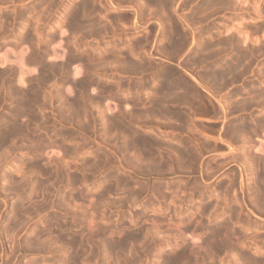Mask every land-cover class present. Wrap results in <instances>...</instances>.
Returning a JSON list of instances; mask_svg holds the SVG:
<instances>
[{
	"label": "rangeland",
	"instance_id": "obj_1",
	"mask_svg": "<svg viewBox=\"0 0 264 264\" xmlns=\"http://www.w3.org/2000/svg\"><path fill=\"white\" fill-rule=\"evenodd\" d=\"M46 1L47 0H23V1L16 0V2H15L14 0L13 1L12 0H10V1L9 0H0V118H1L0 119L1 120L0 123L3 122L6 118H8L10 116L11 112L13 111L14 107L18 105V101L20 100L19 99V97H20L19 94L21 92H24V90H25V92L26 91L30 92L31 90L33 91L34 87L37 86L36 89H38L40 91V92L38 91V93H40L38 98H40V95H41V99H38L37 102H36L37 104L35 106H37V107L33 106L34 110H32V112L35 111L34 113L37 116L36 117L37 119L35 118V120L32 121L33 124H31L32 122L27 121L28 119L24 118V117L29 118L28 116H24L23 115V117L21 116L22 119L20 120L22 125L23 124L26 125L28 123L33 125L32 130H34V131H31L30 128L32 126L30 124H28V126L27 125L26 126L30 127V128L26 127V130L29 129V131H30L29 134H28L29 131L28 132L25 131V132H27V133L24 132L25 136H23V135H21L20 137L18 136L19 139L23 136L20 140H17L18 139L17 137L14 138V139H10V140L6 141L2 145V147H0V177H1L0 178V192L4 191L3 194L4 195L7 194V197H6V201L7 202L4 203L5 205L2 203L1 207H0V209H1V212H0V218H1L0 219V229L2 228L0 230V233L2 232L1 233V235L3 234L2 237L5 240H9L10 237H11V233L14 232L13 229H12L13 231H10L11 228H12V221L14 220V221L18 222L19 219L17 220V219H14L12 217L13 212H14L13 209H18V207H19L18 210L21 213H23V214H21L22 217H20L21 215H19L18 218H20V221L22 219V222L25 219L24 221H26V222H23V223L20 222V224H22L24 226L23 227H21V225H18V226H20L19 228H22L23 230L19 229L18 227H16V229L18 228L16 231L22 230V232L20 231V234L18 232V234H19L18 237L21 238L20 236H22V238H23V239L21 238L22 241H24V243H27V244L29 243V241H31V240H28V239H30V237H32V236L34 237V235L37 233L36 231H38V229H40V228H41L40 230L49 228L48 230H43V231H46V232L48 231L47 233L44 232V234L46 233V235H45V238H47V239H45V242H46L48 240V238H51V237H48V236H53L54 237L57 234L56 230L58 228L56 226H58V225H62V226L63 225L68 226L69 225V227H71L72 233L74 232L75 234H78V235H80L79 233H80L81 230L79 228L81 227V229H82L81 233H83V231H85L87 233V235L85 233L81 234L82 236H88V235H91L92 237L96 236V237H94L95 239L92 238V241H90V243L89 242L83 243L84 245L88 244L87 247L89 246V244L93 246V244H95L96 242H97L96 244H99L98 245V247H99L100 246V243H99L100 241H102L101 244L104 246L105 242L112 241L114 239L116 240L118 235H120V234L123 235L125 232L126 233L127 232H131V231H134L135 229L138 230V232H140V231L144 232L143 233L144 235H142V233H140L141 234L140 238L142 239L143 236H144V238L146 240L144 238L142 239L143 241H139L138 240L143 245L141 246V244H139V242H137L136 246H133V247H136V248H133V247L130 248V246H132V245H129L128 247L132 251L131 250H127L128 247H126L125 253H123L124 252L123 250H122V252L116 250L115 252L113 251L112 253H111V251H107L109 255H108V258H105V254L103 252L105 251V253H106V250L101 245L103 247V248L101 246L99 247L101 250L99 248H98V250H96V249L94 250V252L97 251V252H100V254L96 252V254H95L96 256H94L95 259H91V257H90L92 262L90 260H88L89 258L84 257V258L87 259V261H88V263H87V261H85L84 258L82 257V260H81V262H79V264H94L95 262H96L95 264H105L107 261L109 262V263L107 262L108 264H129L131 262H132L131 264H138V262L141 263V260H142L141 258H143L142 264H155V263L156 264H164L165 254H166V252L167 253L169 252L168 250H170V247L167 246L166 244H164L165 246L162 245L163 243L159 242L161 240H157V239L162 237L161 234H164L163 236H167L168 235L169 237H171L170 235L174 234V236H172V237H174L175 239L172 240V244H171L172 246H176L175 248L178 247V249H181L180 247H182V248L186 247L185 249L195 251V254L201 256V257L196 256L192 251H188L187 253H189V254H190V252L192 253V254H190L191 256L189 255L191 258H192V256L193 257L196 256V257H194L196 259V261H195L196 263L193 262L192 259H190V264H207V263L208 264H220V263L221 264H227V263L228 264H231V263L232 264L233 263L236 264V262H237V264H240V263L241 264H245V263L246 264H259V263L260 264H264V252L262 251L264 249V234H263L264 233V219H263L264 216H262V214L264 213V209H263V211L260 209L262 211V213L261 212L259 213L258 210H257L258 209V203H257L258 201L256 200V202H255V198H257V195H255V193L257 194V192L255 190L256 188H254V187H258L256 185H258V182H259V180H256V179H259L258 173L255 174L256 172L259 171V167L256 168L257 166L255 164L252 166V168L255 166L252 169V171L250 170L249 165L247 163H244V162H240V164L236 163L234 165H231V164L227 165L228 168H227V166H225L224 168H221L220 171L217 172V174L215 176L210 178L211 180L210 179L207 180L208 182L211 183V186L208 187V188H207V186L205 184L200 183V181L196 182L194 180L196 182L195 183L193 180H191V179H194L195 176L196 177L198 176V173L196 172L195 169H193L194 168L193 166H191L192 170L189 169V168L187 169L188 171H190L189 172L190 174L185 169L182 172L183 174L180 175V176L170 175L169 173L167 174V176L165 178H159V177L158 178H154L152 175L141 176V178H144V177L147 178L148 177V181L150 180L151 183H152V185H151L150 182H148V186L151 185L152 187L149 186V188L150 189L153 188V190L152 189L148 190L149 188H147V185H146V187L144 186L145 188H143L142 191L143 192L145 191V192L143 194H142V192H140L142 194V196L138 197V199L140 201L138 200V202H137L138 204L135 207L129 206V203L126 202L127 201L126 199L128 198L129 193H131L133 189H134L133 192H136L139 189L138 186H137L138 184L136 183L137 176L136 177H134V176L132 177V175L130 174V173H132V171H131L132 169H128L130 167H128V163L126 164V162H125V161H127V158H128V157L126 158L125 155L131 154V151H127V152H130V153H127L126 151L122 150V148H121L122 145L119 144V143H122L123 140L126 139V137L124 135H120L122 133L119 131L120 132V134H119L118 130L117 131L115 130V132H112L113 135L121 136V138H120L121 140H119L120 141L119 142L118 141L119 137L117 138V136H115L116 138H114V136L112 135V133L110 131V130L114 129L113 126L110 127V130H108V128H109V126H111L110 125V123H111L110 120L113 117H115V116L112 115V113L113 114L116 113V117H118L120 111L123 112L124 116H125V114H127V113H124L125 109H126V111L128 110L129 112L130 111L131 112H135L137 110L139 111V110L143 109L142 110L143 115L141 114V116L144 117V115H145V117H147L148 120H147V118H146V120H145V118L141 119L142 117L139 120H137V122L141 124L142 128L138 127L139 124L137 125V122L134 123V125L139 128V129H137L139 131V133L142 132L140 129H145L146 128L150 132H146V133H148V134H146L143 131L142 134L150 135V136H153V137L157 135L160 140L163 139L162 141H165V140L167 141V139H168V138L164 137L165 134H168V136H171V132H167V130H169V128L167 129V127L164 126L165 125L164 123H163L164 124L163 125L162 122H160L158 120L156 121V119H153L154 121H151L152 119L149 121V117L146 115L145 112H143V111H146L145 108H147V105H148V98H147V94L146 93L149 91V87H150L149 83H151L150 79H149L151 77V75H152V72H151V70L149 68L150 65H151V67L153 65V67L156 66L155 68L161 67V68H165V69L167 67L174 68L176 66L174 69L180 70L178 72L182 76L184 75L183 71L181 69H179L180 67L178 66V64L181 67H183L182 63H184L183 61L186 60V57H184L185 55L181 52V55L183 54L184 56L183 55L182 56L179 55L180 54L179 53L178 55L177 54L175 55L176 56V58H175L174 55L172 57V55L168 54V52L167 53L161 52V51H164V50L161 49L162 48L161 44L163 45V43L159 39L161 37L160 36L161 35V33H160L161 31L160 30H161L162 27H165L164 26V21H165L166 13L160 12V14H159V12H154V11L150 12L151 10H147V8L144 10V7H142V6L140 7L141 3H139L140 4L139 5L140 8L138 7V4L135 5L136 1L135 2L132 1L133 2L132 4H131V2L129 3V1H122V2L118 1L119 4L122 3L120 6H122V5L123 6H127V5L130 4V6L133 5L132 6L133 8H124V9L122 8V9H118V10H113V9H109L108 3L106 2V0H101V1L100 0H94V2L96 1L93 4L94 5L93 6L94 9L92 8L94 13L93 12H91V13L87 12L88 16L91 14L90 15L91 17L90 16L88 17V18L92 19V21L90 20V25L92 24L90 26L91 28H89V25L87 26L88 28L87 27L82 28L83 30H80V31H79L80 28H78V30H76V33L73 34L74 31L70 30L67 27L68 26L67 25L68 24V22H67L68 19L67 18L69 16L70 12L68 13L67 11H65L66 10L65 8H67L69 6V4L71 3L72 0H60V2H58L59 0H51L52 3L50 2V0H48L49 3H45ZM112 1L115 2V0H112ZM174 1H173V3L169 4V5L173 4L172 6L175 5L173 8H170L172 13L170 12V9L168 8V10H167L168 13H167V17L166 18H170L169 16H171V18L177 19L179 22H181L182 20H180V19L186 18L189 14L192 16V14L194 12L196 13V11H197V13H198V15H197V13L196 14L194 13V15H196V17H195L196 19L190 20V21H193L191 23L189 22L190 26H185L184 25L185 31L189 30L190 27H192V26H194V27H192L193 29L196 27V29H194L195 31H199L200 30L199 28H201V30L204 29V31H205V30L208 29V27H210V30L213 29L212 30L213 34H216L217 31H220L221 42H225L223 37L227 36L228 33H230V32H232L233 34L236 33L234 30L236 29V31H237V28L241 29L240 31H243V32H241L242 34H240V36L241 35H243L244 37L246 35L248 36V37L247 36L245 37L246 41H244V42H241L243 40L241 37L239 39V36L238 37L236 36V38H238V42L241 40L239 43H241V44L244 43V45L240 44L242 47L246 46V47H244V49L248 48L250 50V48H252L251 50H253L254 52L256 51L255 52L256 55L254 54V56H253L254 52H252L251 50L249 51L248 49H246V51H248L249 54H248V52H246L245 58L242 59V60L245 61L244 63L240 62L242 60L237 62L236 59H235V56L231 60V61L235 60L233 62V64L236 63V62L237 63L240 62L239 65H244L245 63L246 64L248 63L250 67L247 64V65H245V69H244L243 66L241 67V69L238 68V69H240V73L242 71V68L244 70H247V71H244L247 74H245L242 71L243 73H241V74L243 76L241 74H239L238 76H240V75L241 76L240 77L237 76L234 79L235 82H233L232 84L230 82L229 83L230 85L228 84L229 88L227 87V85H226V87L225 86L221 87L223 90L220 88V91L218 89L217 93L221 92L222 95H225L227 93V91H229L230 89L232 90L233 87H234L233 89H235V86H236V88L237 87L240 88V86L245 85L246 88L248 86V88H247L248 90L245 89V92L247 94L245 92H243L241 97H238V96L233 97V102H234L235 99H236V102L237 101L240 102V101L244 100V98L247 97L245 100L249 103V101L247 99H250V97H251L250 100H252L253 97L256 96V95L254 96L252 94L253 93L255 94V92L258 93L259 90L257 88H258V85H259L258 84L259 80H261V78L264 79L263 78L264 77V73L261 71L262 68L264 67V54H261V53H264V49H260V47H262V45H260V44L262 43V41H264V37L262 36L264 34V32H263L264 31V18H263L264 17V11H263L264 10V0H256L255 2H253L254 0H237L238 2H236V0L235 1H233V0H228V1L227 0L226 1L223 0V2H222V0H217L215 3L213 2V0H210L208 3L205 4V6L203 8L199 7L200 4H201L199 1L202 2V0H174ZM181 1H184V3L182 4ZM197 2L200 3V4L198 5ZM203 2H207V0H205V1L203 0ZM212 2L215 5L214 7H213V4H211ZM224 2L225 3L227 2V3L225 4ZM234 2H236V3L234 4ZM50 4H52L54 6H52ZM177 4L178 5L180 4L179 7L177 6ZM233 4L236 5V6H234ZM206 5H212V6H206ZM226 5H228V6H226ZM176 6H177V8H176ZM180 6L182 7V9H180L181 8ZM244 6H246V8ZM42 7L43 8L46 7V9L45 8L42 9ZM96 7H98L97 9H99V10H97ZM228 7H230V8H228ZM138 8L140 10H142V11H137L138 14L141 17H138V15H137L136 19L137 18L138 19H137V22H136L135 21L136 19H134V12H135L134 9L137 10ZM216 8H218V9H216ZM176 9L178 11H176ZM201 9L206 10L207 14H206V12L204 10H202V12H201ZM212 9H213V12H212ZM236 10H239V11H236ZM191 11L192 12L194 11V12L192 13ZM208 11H210V13ZM214 11H215V13L218 16L216 14L214 15ZM141 12H143V13H141ZM204 12H205V14H203ZM124 13L127 14V15L130 14L129 16H131V18L128 16L130 19L129 18H125L126 19V21H125L123 19V17H124L123 15H125ZM201 13H202V15H206V18H205V16L203 18ZM96 14H97V16H96ZM163 14H165V15L163 16ZM170 14H172V15H170ZM173 14H175L177 17L175 18V15L173 17ZM199 14H200L201 17L199 16ZM209 14H211V15H209ZM151 15L154 16V17H152ZM190 15L187 18H189ZM210 16L211 17L215 16V17L211 18ZM156 17L159 18V21L157 20L158 18L155 19ZM115 18H116V21H115ZM147 19H148V21H147ZM128 20H130L131 22L130 21L128 22ZM197 20L199 21L200 24L197 23L198 22ZM203 20H204V22H203ZM161 21H163V24L159 25V23H161ZM206 21H207V23H206ZM95 23H98V25H96ZM124 23H125V25H124ZM242 23H243V26H242ZM93 24L96 25V26L93 27ZM103 24L104 25L106 24V25L103 26ZM133 24H135L136 27ZM193 24H195L196 26L193 25ZM235 24H237V27L236 28L232 27V26H235ZM238 24L240 25V27L241 26L242 27L240 28ZM130 25H132V26H130ZM133 26H134V28H133ZM137 26H138V28H137ZM245 26H246V28H245ZM258 26H262L263 28L262 27H258ZM102 27H105L106 29L105 28L103 29ZM185 27H187V28H185ZM97 28H98L99 31L96 30ZM220 28H222V29H220ZM247 28H249L250 30L247 29ZM252 28H254V30ZM260 28H262L263 30L262 29L260 30ZM88 29H92V30L94 29V31H96V32H94L92 30H90V32H89ZM228 29L230 30L229 32H228ZM105 30H107V31L109 30L110 32L108 31V33H107ZM113 30H115L117 33L115 31L113 32ZM246 30H248V33H246L247 32ZM255 30H256V32H255ZM81 31L82 32L85 31V33L83 32L84 33L83 34V33H81ZM86 31L89 32L90 34L87 33ZM104 31L106 32V34H105ZM111 31L113 32V34H112ZM223 31L226 32L227 35ZM260 31H262L263 33L260 32ZM37 32H38V34H37ZM207 32H204V36H206ZM244 33H246V34L244 35ZM236 34L239 35L238 32ZM236 34H234V35H236ZM146 35H147V37H146ZM218 35H219V33L215 37L220 38L219 37L220 35L219 36ZM258 35H259V37H258ZM19 36H20V38H19ZM28 36H29V39H28ZM158 36H159V38H157ZM251 36H253V38ZM254 37H255L256 40L254 39ZM261 37H262L263 40L261 39ZM30 38H32V40ZM258 39L261 40V43H260V40L258 41ZM144 40H146L150 45ZM247 40L249 42H247ZM113 41L116 42V43L112 44ZM138 41H140L141 43L138 42ZM153 41H155V42H153ZM218 42H220V39L218 40ZM250 42H251V44L253 42V44H255V46H256V44L259 45V47L256 46L259 49H257L256 47H253L254 45H251ZM145 43L147 44V46H146ZM239 43H237V44H239ZM245 43H246V45H245ZM155 45L158 46V47H156ZM159 45H160V47H159ZM263 45H264V43H263ZM130 46H133V48L135 49V50H133V52L136 51V53L134 52V55L130 56L129 52H128V55H129L128 56L127 55V50H128V47H130ZM138 46L140 47V49H139ZM111 47H113V48H111ZM149 47H150V49H149ZM103 48H105V49L103 50ZM226 48H227V51H226V53H227L230 48H228L227 46H226ZM254 48H256V50H254ZM263 48H264V46H263ZM34 49H35V51L38 50L37 52H35L36 54L34 55L35 59H37V60H35L34 56H33V53H34L33 50ZM125 49H127V50H125ZM155 50L159 51V52L158 53L154 52ZM261 50H263V52H261ZM100 51H101V53H100ZM111 51H113V52L115 51V53H114L115 57L118 56V58H119V59L115 58V59H113V61L117 62V60H119L118 61L119 63L117 62V64H116L115 62H110L109 59H112L114 57L113 53L110 54ZM147 51L151 52L154 56H148L149 53ZM22 52H23V57L24 58L27 57V55H28L27 59L25 58V62H24V60L21 57ZM104 52H105V54L107 53L106 57L103 56ZM116 52H117V56H116ZM124 52H125V55H123ZM139 52L142 53V54H140ZM258 52L259 53L261 52L260 53L261 56H259L260 54L258 55ZM30 53H32L33 57L30 56ZM40 53L42 54V56H41ZM73 53H74V55H76L75 56L76 60L74 58L75 62L71 61V63H70L68 61V63H65L67 61L68 57L71 56V54L73 56ZM121 53H123V54H121ZM108 54H110L112 57L110 55H108ZM161 54H163V55H161ZM45 55H46V57H45ZM107 55L109 57H107ZM141 55L143 56L144 59L143 58H138V57H142ZM166 55H168V56H166ZM82 56L85 57V58L83 59ZM122 56H124L123 57L124 60L126 58H129L130 59V60L128 59L129 61H131V60L133 61V58H134V61H133L134 64H136L138 62L136 65L139 66V64H140L142 66V67L139 66L140 69L142 68V70H144V68H148V70L145 71L146 70L145 69L144 71H141L140 72L141 74L139 75V74H137V72L140 70V69H138L139 68L138 67L137 68L138 70H137L136 73H134V72H131L132 74L130 72L128 73L126 70H124L120 66V62L123 59ZM125 56H126V58H125ZM256 56H259V58L258 57L256 58ZM6 57H7V59H6ZM29 57L31 58V60L29 59ZM43 57H44V59H42ZM101 57H103L104 60H106V61H104L103 58H101ZM167 57H169V58H167ZM246 57H249V58H246ZM79 58L80 59L82 58V60H87L89 62V65L87 63L86 66L82 67V63L83 62L79 61L80 60ZM105 58H107V59H105ZM173 58H174V60H173ZM38 59H40V60L38 61ZM89 59H91L92 61L89 60ZM101 59L103 60L104 63L109 60L107 63L110 62L111 64L109 63L107 65V63H106L105 66H104L103 65L104 63L102 64ZM247 59H250L249 60L250 63L248 62ZM42 60H45V61H42ZM64 60H66V61H64ZM144 60H146L147 62L146 61L144 62ZM176 60L178 61V63H177ZM23 62H24V64H21ZM38 62H42V63L39 64ZM44 62H46V63H44ZM91 62L95 63V64H97L98 62H101V64L99 63L100 66L97 64L98 66L96 65V67H97L96 68L95 64H92ZM140 62H142V64ZM258 62H260L261 64L260 63L258 64ZM69 63H70V65H69ZM150 63H152V64H150ZM176 63H177V65H176ZM90 64H92V65H90ZM114 64L119 65L120 67H117V66L115 67ZM41 65H44L45 68H44V66H41ZM49 65H51L53 69L55 68L54 69L55 71L51 68V66L49 67ZM56 65L59 66V67H56ZM60 65H64L65 69L63 70V72L65 73V71H66V74H64L62 72V69L60 68ZM145 65H147V66H145ZM164 65H166V67ZM169 65H171V66H169ZM239 65H238V67H239ZM87 66H88V68H91L92 70L91 69H85L84 70V68H87ZM58 68H59V70H56ZM116 68H120V70H118ZM121 68H122V70H121ZM42 69H43V71L44 70L45 71L42 72ZM200 69L202 70V68H200ZM60 70H61V72L63 74H60V72H59ZM190 70L191 69H189L190 73L193 70L196 71L195 69H192V71H190ZM56 71H58V73ZM121 71H123V72H121ZM194 71H193L192 74H195ZM41 72H42V76L44 78H42ZM46 72L48 74L49 73L50 74L48 75ZM76 72H77V75L79 77L75 75ZM43 73H45V76H48V77L50 76L49 78H51V79H49L48 77H45ZM67 73H68V75H67ZM126 73H127V75H126ZM252 73H253V75L251 76ZM51 74L53 76H51ZM258 74H260V75H258ZM63 75H65V76H63ZM74 75H75V77H74ZM87 75H90L91 77H87ZM258 76H259V78L261 76L262 77L259 79ZM40 77L42 78V80L43 79L45 80L46 84L44 83V80L42 81L43 82V84H42L43 86L42 85L40 86V83H42V82H40L41 81L40 79L38 80L40 82L39 85H38V82H36L37 79L40 78ZM66 77H68L69 79L66 78ZM80 77L82 79L83 78L84 79H88L89 81H91L90 79H92L91 82L88 81V84L90 83V85H88L89 87L86 86V91L84 89L86 96H85V94L83 92V94H84V95L82 94L83 99L85 101H86V99H87V101H91V98H92V102L94 101L93 98H95V100H97V102H94L95 103L94 106L92 105V102H87V101H86L87 103L85 102L87 106H84L85 105L84 101H83L82 104H80L82 102V100H80L81 102L79 101V105H83L84 109L79 108V106L74 107V106L69 105V103L72 101V98H71L72 93H73V95H75L74 98H76V97L78 99L80 98V97L77 96L78 94L76 92H74V91H76V89H75L76 87L74 86L75 88H73L74 84L71 81L72 79L74 80L76 78L80 79ZM186 77L187 76L184 75V78H186ZM254 77H256V78H254ZM45 78L46 79L48 78L47 79L48 81H46ZM70 78H72V79L70 80ZM140 79L143 80V81L145 80L144 81L145 83L142 81L143 82V86L142 85H137V84L141 83V81L139 83ZM246 80H247V82H246ZM117 81H118L119 84L117 83ZM34 82H36L35 83L36 85L34 84ZM69 82H71L73 85L71 83H69ZM136 82H138V83L135 85L134 83H136ZM115 83H116L117 86L115 85ZM30 84H32V86ZM231 85H232V88H230ZM135 86L136 87L139 86V87L136 88ZM39 87H41V88L43 87V89H41V88L39 89ZM126 87H127V89H126ZM15 88L16 89L19 88V89H22V90L20 91L18 89L16 92H19V94H17L15 92V90H16ZM11 91L14 92V93H12ZM9 93H12V94L10 95ZM51 93H52V95H51ZM221 93H218V95H221ZM15 94H17L18 96H16ZM244 94L246 95V97L243 96ZM133 95L134 96L135 95L138 96V98H139L138 102H135V100H133V99H135V97H133ZM250 95H252V96H250ZM44 96H46V97H44ZM131 96L133 97V99H132ZM237 97H238V99L239 98L241 99L242 97H244V98H242V100H237ZM13 98H14V102L12 101ZM256 98L257 97H255V99H253V100H256ZM258 98H260V97L258 96ZM42 100H43V103H42ZM259 100L257 102H255V101L254 102H250L248 104V106H250L251 103H256V104H251V108L249 107L250 109L247 106L246 109L244 110V113L247 114V115H245L246 118L247 117L252 118V117H254V115L256 116L255 120H253V121L250 120V118H248V120L247 119L246 120L248 121V124L251 123V122L254 125L257 124V126L256 125L255 126L258 129V130H256V128H255V131H253L252 133L249 132L247 134L249 136V138H251L250 142H252V146L250 148H252V149L254 148L253 150L249 148L250 155H253V152L256 151L255 148L258 146L259 140L264 138V137H262L263 134H264L263 133L264 132V124L262 126H259V128H258V123H257L258 122V119H257L258 117L257 116L260 113V111H258V107H257L258 106L257 103L259 102ZM38 101L40 102V106H38V104H39ZM129 106L131 107V109L134 108V111L130 110ZM142 106H145V108H143ZM67 107L68 108L71 107L70 108L71 110L67 109ZM72 107L75 109V111L76 110L79 111V115H78V112L76 114V112L73 111ZM139 107H140V109H139ZM10 108H11L12 111L9 110ZM85 108H86V110L88 109L87 113L90 112L88 115L86 114L89 117L85 116V113L82 112V110L84 111ZM86 110H85V112H86ZM249 110L252 111V112L248 113V112H250ZM131 112L128 113V114H130V115L134 114V113H131ZM25 113H27V112L25 111ZM242 113H240V115H244V113L243 114ZM234 114H239V113L237 112V113H234ZM5 115H8V116H5ZM120 115L122 116V117L120 116V118H122V120L123 119L125 120L127 118V116H128V118L126 119L127 121L125 120V122L129 121L130 115H126V118H124V116L121 113H120ZM76 116L78 117V119H77ZM91 116L93 117L92 119H94V121L93 120H89V119H91ZM109 117H110V120H109ZM197 117H196V121H197L196 123L197 124L199 123L198 124L200 126L199 128L200 129L201 128H205V129H201V130H203L204 132H207V133H212V134L216 133L215 135H217L216 131L218 130V128L222 129L221 126H225L226 125L225 121L221 122V120H217L215 118H210V119H212V120H210V119H206L203 116L200 117L199 115H197ZM199 117H200V119H199ZM87 118H89V119H87ZM106 118H108V119H106ZM36 120H38V121H36ZM86 120H89V123ZM140 120H142V121H140ZM215 120H217L219 122H217ZM256 120H257V122H256ZM83 121H84V123H83ZM148 121H149V123H148ZM227 121L228 120H226V123H227ZM108 122H110V123H108ZM141 122H143V123H141ZM151 122H152V124H150ZM252 123H251V125H249L250 127L252 126L251 128H253V126H254ZM145 124H148V125H145ZM105 125H107V126H105ZM214 125L217 128V130H215V131L212 130V129H215ZM104 126H105V129L108 132L104 131L105 130ZM210 127H212V128H210ZM260 128H262V129H260ZM153 132L156 133V134L153 135L152 134ZM32 133H34V134H32ZM26 136H27V138L28 137L29 138L27 139ZM24 137L26 138V140H30V137L35 138V140L33 138H31L32 140L26 141L25 139H23ZM200 137H201V139L205 138V136H203L201 133H200ZM22 141H23V143H22ZM25 146H26V148H24ZM119 149H121L122 152L119 151ZM224 149L225 148H223V150ZM117 152H118V154H117ZM122 153L124 154L123 158H121L123 156ZM212 154H213V152H211V153L208 152L207 156L211 158L210 155H212ZM117 156H119V157H118V160L116 161V159H114V158H116ZM218 156H215L216 160H212V163H213L212 165H215V163H218L221 160H223V159L219 158L220 156L219 157ZM254 156H256V157H254ZM260 156H261L260 152H257V153L255 152L254 153L253 157H254V159L256 158L255 159L256 162H258ZM34 157H37L39 159L41 165L45 169H51V171H49V170L48 171L51 174L52 178H50L51 177L50 176V177H46L47 178L46 179L44 177V175H40L39 173H36V171L33 170L30 167V162H31L32 158H34ZM131 157L133 158V155ZM131 157L128 158V160L130 159L129 161L132 160ZM119 159H120V161H119ZM122 159H124V160H122ZM112 160H113L114 163L112 162ZM121 160L124 161V163L122 165H120L118 163L115 164L116 162H122ZM217 160H218V162H217ZM242 163H244V164H242ZM116 165L117 166L120 165L118 167H121L123 165L124 166L127 165L126 168H124V171H126V172H124V171L120 172L121 169L118 170ZM25 166L27 168L28 167L29 168L27 169ZM229 168L235 169L236 171L238 169L237 172H240V174H241V176L243 178L242 187L244 188L245 193L240 194V192H238V190H237V185L234 186V189L233 188H231V189L224 188L223 189V187L229 183V181H228V179L230 177L229 176V171L230 170H228ZM144 169H146V168H144ZM127 170H129V172ZM235 170H233V171H235ZM185 171H187V173ZM129 175H131V176L128 178L127 176H129ZM221 176L224 178V180L222 179ZM224 176L227 177V178H225ZM185 178L188 179V180H191V181H188L189 183H186L187 185L183 186L184 183H182L180 181L185 180ZM115 179H117V180L115 181ZM135 179H136V181H135ZM221 179L224 182V184L221 181ZM225 179H227V180H225ZM128 180H130V181H128ZM117 181L122 182V184L118 183L120 185H117ZM134 181H135V183H134ZM175 181H176V184H175ZM192 182L195 183V184H193ZM38 183L39 184L41 183L40 185H42V186H40ZM253 183H256V185L253 184ZM259 183H261V181ZM159 184L161 186H163V187L160 186V189H159V186H157ZM177 184L178 185L181 184L180 186H178L179 189H176V187H177L176 185ZM220 184H221V186H220ZM201 185H202V187H201ZM174 186H176L175 187V191H173L174 190L173 189ZM181 186L183 187V189L184 188L185 189L183 190L181 188ZM193 186L195 188H193ZM252 186H254V187H252ZM259 186L260 187H264V184L261 183V185H259ZM32 187H33V189H32ZM108 187H110L111 190L110 191L107 190V192H106L105 190L109 189ZM196 187H197V189L199 188L198 191H200V192L202 191V194H203L202 197H201L202 200H200V197H198L199 195L196 196L197 193H198ZM170 188H172V191L170 190ZM218 188H219V190L221 189L220 192L218 191ZM31 189H32V191H31ZM135 189H137V190H135ZM161 189L163 191H161ZM248 189H249V191L250 190L251 191L249 192ZM261 189L264 190V188H261ZM128 190H129V192L127 193ZM155 190H158L157 192H159V193H157ZM185 190L188 191L187 193H188L189 196L187 195ZM192 190H194V192L197 191L196 193H194V192L192 193V195L194 194L196 197L194 195L193 196L190 195ZM13 191L14 192L16 191L15 194L13 193ZM151 191H153V192L155 191L158 195L160 194L159 195L160 197H155V196H158V195H153V194H156V193L155 192L153 193ZM224 191L226 192V195H225ZM27 192L28 193L31 192L32 194L30 193V195H28ZM174 192H178V193H176V195H175ZM210 192H211V194H210ZM164 193H166V194H164ZM167 193H171L170 196ZM217 194H218V196H216ZM162 195L163 196L164 195L165 196L168 195V196L164 197L165 198L164 199L163 197H161ZM124 196H126V197H124ZM187 196H188V198H187ZM253 196H255V197H253ZM172 197H173V199L171 200ZM217 197H218V199H217ZM242 197H244L247 200V202L250 201V204L248 205L247 208H251V211H252L253 215H252V213H250L248 211V209L246 207H244L243 205L240 204ZM215 199L217 200V202H216ZM221 199H223V200H221ZM173 200H174V202H173ZM218 200H219V202H218ZM251 201L253 203H251ZM125 202H126V204H125ZM146 202H147L148 205H146ZM150 202H151V204H150ZM208 202L211 203V204L214 202V204H212V206H211V204L208 205ZM139 203H141V205ZM155 203H157V204H155ZM205 203H207L208 207L206 209H203V206L205 205ZM122 204L124 205V207H123ZM256 204H257V206H256ZM155 205H157L156 207H158L159 210H156V211L152 210ZM237 205H239V206H237ZM144 206H146V207L144 208ZM196 206L198 207V209H197ZM209 206H210V208L213 207V209L216 212L213 209L210 210ZM214 206H215V208H214ZM251 206H255V207L252 208ZM176 207L179 209V211H178V209L176 211ZM218 207H219V209H218ZM233 207H234V209H233ZM37 209H39V210H37ZM200 209H202V210L200 211ZM25 210H27V211H25ZM36 210H37V212H39V211L40 212L38 213L39 215L33 214V216L36 215L34 217H32V215H31V218L33 220V222H32L31 219H28V216H30L31 212L34 213ZM207 210H208V212H207ZM11 211H13V212H11ZM41 211H42V213H41ZM131 211H132V213H131ZM29 212H30V214H28ZM258 213H259V215H258ZM188 214H189V217H188ZM231 214H234L233 215L234 217L231 216ZM210 215H212V216H210ZM258 216L260 218L261 217H263V218L260 219ZM186 217H187V219H186ZM192 217H193V219H192ZM54 218L58 219L59 222H58V220H57V222H55L56 219L54 221ZM26 219L28 221L30 220V222H28ZM131 219H133V220H131ZM199 220H200L201 223L199 222ZM61 221H62V223H61ZM197 222L200 225V227L197 224ZM25 223H27L26 226H25ZM51 224L53 226L55 224V226H54L55 228ZM183 224H186V225H183ZM216 224H223L225 226L227 225L226 227L229 228V231L232 230L231 233H233V235L230 234V236H231L230 237V239H231L230 241L232 243H231V246L229 245L230 249L227 247L226 249H223V251L222 250H216V252H209L211 254H209L210 256H208V252L204 251V249L205 250H207V249H206L205 246H203V244H204L203 243L204 242L203 239H204V236H205V235L203 236V234H205L206 229H208V228L211 229L214 226H216ZM244 224H245V226H244ZM8 225H10L11 228ZM27 225H28V227H27ZM194 225L195 226L197 225L196 229H195ZM259 225H260V227H259ZM46 226H47V228H46ZM251 226H254V227H251ZM73 227H74V229H72ZM155 227H157V228L154 229ZM185 227H187V228H185ZM192 227H194V228H192ZM102 228L104 230H102ZM138 228H140L142 230L139 231ZM113 229L116 230V231H114ZM148 229H150V231ZM73 230H75V231H73ZM99 230H100V233L98 234ZM111 230H113V232ZM124 230H125V232H124ZM147 230L150 233L147 232ZM153 230L156 231V233ZM91 231H94L96 235H94L93 232H92V234H90ZM109 231H110V233H108ZM239 231H241V232H239ZM251 231L253 233V237H252ZM257 231H259V232H257ZM101 232H103L105 234L102 233L103 234V236H102V235H100ZM145 232H147V233H145ZM179 232H181L182 234L179 233ZM195 232H197V234ZM245 232H247L248 234L245 233ZM254 232H256V233H254ZM52 233H54V234L56 233V234L52 235ZM243 233H244L245 236L243 235ZM44 234L42 235L41 238H44ZM47 234H49V235H47ZM146 234H148V235H146ZM153 234H154V236H153ZM240 234L242 236H244L245 238H243ZM246 234L248 235V237H247ZM254 234H255V236H254ZM257 234H258V236L260 235V237L256 236ZM98 235H99L100 239H103V240H100ZM182 235L184 236L183 238L181 237ZM249 235H251V236H249ZM107 237L108 238L111 237V239L112 238L113 239L112 240H110V239L107 240L108 239ZM154 237L157 238V239H155ZM233 238H236V239H233ZM237 238L238 239L240 238L242 241L240 239L237 240ZM24 239L27 242H25ZM104 239H105V242H104ZM42 240L43 239H41V241ZM93 240H96V241H93ZM254 240L260 245V247ZM41 241H40V243H42L44 240L42 242ZM238 241H239V243H238ZM45 242L42 243V244L39 243L41 247H44V245H45L44 248L48 249L47 250V249L43 248L44 249L43 253L45 255L42 254V253L41 254L40 253L39 254H31V255L27 254L26 256L29 259H27V257L25 256L26 258L24 257L22 259L25 262H22V263H27L28 261H29V263L38 262V261L40 262L41 258H43L44 256H49V255L51 256V254L54 255V253L57 254L55 251H56V249L59 246L56 245V248H54L55 244H59V245L62 244L60 242H56V243H54L52 245H48V243L46 244ZM147 242L148 243L150 242V243L148 245H146ZM91 243H93V244H91ZM47 245H48V247L49 246L53 247L54 251L53 252H48V251L52 250L53 248H51V247L48 248ZM84 245H83V247L85 249L86 247ZM7 246H9V244ZM61 246L59 247L60 249H61ZM92 246L88 247V250L91 249ZM145 246H146V248H148V250H146ZM63 247L67 251L70 250V252H71V250L74 251V249L76 250L78 248V247H76V248L72 247L73 249L72 248L71 249L70 248L67 249L66 243L63 245ZM137 247H140L139 251L137 250L136 251L137 253H133L132 254V252H134V249L135 250L138 249ZM59 248L57 249L58 251H60ZM195 248H197V249H195ZM253 248H254V250H253ZM227 249H229V250H227ZM231 249H233V251L234 250L235 251L233 252ZM88 250L86 248L84 250V254H85V252H86V255L92 253V250H90V251H88ZM197 250L199 251V253L200 252L201 253L200 254L197 253L198 252ZM259 250H261V252L258 253ZM207 251H209V250H207ZM109 252L111 254L114 253L113 256ZM144 252H145V254H144ZM237 252H239V253H237ZM231 253H232V255H231ZM103 255H104V258L102 257ZM131 255H133V256L131 257ZM143 255L146 258H144ZM243 255H245V257L246 256H249V257L251 256L250 258H252V261H255V262L250 261L248 263L246 258L244 259ZM262 255H263V259H262L263 261L261 260V262L258 263V258L262 257ZM32 256H34V257H32ZM162 256H164V257H162ZM30 257H31V259H30ZM38 257L39 258L41 257V258L39 259ZM87 257H88V255H87ZM110 257H112V259ZM129 258H130V261H128ZM132 258H133V260H132ZM138 258H139V260H138ZM200 258H201V260H200ZM145 259H147V260L145 261ZM220 259H222L221 260L222 262H220ZM228 259L230 260V262H229ZM231 259H233L232 262H231ZM30 260H32V261L30 262ZM104 260H105V262H104ZM135 260H136L137 263L133 262ZM197 260H198V262H197ZM245 260L247 262H245ZM93 261H94V263H93ZM256 261H257V263H256ZM160 262H163V263H160Z\"/></svg>",
	"mask_w": 264,
	"mask_h": 264
},
{
	"label": "bare ground",
	"instance_id": "obj_2",
	"mask_svg": "<svg viewBox=\"0 0 264 264\" xmlns=\"http://www.w3.org/2000/svg\"><path fill=\"white\" fill-rule=\"evenodd\" d=\"M10 1V0H9ZM13 1V0H12ZM15 2H16V0H14ZM19 1H23V0H19ZM101 1V0H100ZM118 1H129V3L131 2V4L133 3V2H135V5L136 4H138V7H139V3H141V5H140V7L142 6V7H144V10L147 8V10H151L150 12H152V11H154V12H159V14H160V12H164V13H166V15L165 14H163V16L165 15L166 17H167V13H168V8L170 9V8H173L174 6H172L173 4H171V5H169L170 3H173V1L172 0H115V2H113L112 0H106V2L108 3V7H109V9H113V10H118V9H124V8H133L132 6L133 5H131L130 6V4L129 5H127V6H120L122 3H118ZM133 1V2H132ZM205 1V0H204ZM210 0H207V2H203V0H202V2L201 1H199L200 3H198L197 2V4L199 5L200 4V8H203L204 6H205V4L206 3H208ZM217 0H213V2L215 3ZM226 1V0H225ZM228 1V0H227ZM233 1H235V0H233ZM256 0H254L253 2H255ZM50 2L52 3V1L50 0ZM58 2H60V0L58 1ZM70 2V1H69ZM96 2V1H95ZM94 0H72L71 1V3L69 4V6L67 7V8H65L66 10L65 11H67L68 13H69V16H68V28L70 29V30H72V31H74L73 32V34L74 33H76V30H78V28H80L79 29V31L80 30H83L82 28H85V27H87L88 25H89V28H91L90 26L92 25H90V20L92 21V19H90V18H88L89 16H88V14H87V12H89V13H91V12H93V9H94ZM99 2V1H98ZM97 2V3H98ZM105 2V1H104ZM138 2V3H137ZM175 2V1H174ZM182 2V4L184 3V1H181ZM213 2L211 3V4H213ZM222 2H223V0H222ZM236 2H238L237 0H236ZM236 2H234V4L236 3ZM240 2V1H239ZM243 2V1H242ZM258 2V1H257ZM13 3V2H12ZM43 3V2H42ZM45 3H49L48 2V0L45 2ZM100 3V2H99ZM176 3V2H175ZM194 3V2H193ZM219 3V2H218ZM221 3V2H220ZM225 3V2H224ZM227 3V2H226ZM225 3V4H226ZM241 3V2H240ZM245 3V2H244ZM243 3V4H244ZM127 4V3H126ZM181 4V3H180ZM179 4V5H180ZM233 4V5H234ZM242 4V3H241ZM47 5V4H46ZM50 5H52V4H50ZM125 5V4H124ZM179 5L177 4V6L179 7ZM192 5V4H191ZM220 5V4H219ZM218 5V6H219ZM222 5V4H221ZM232 5V6H233ZM239 5V4H238ZM237 5V6H238ZM245 5V4H244ZM255 5V4H254ZM35 6V5H34ZM52 6H54V5H52ZM169 6V7H168ZM177 6H176V8H177ZM206 6H212V5H206ZM215 5L213 4V7H214ZM226 6H228V5H226ZM234 6H236V5H234ZM36 7V6H35ZM34 7V8H35ZM47 7V6H46ZM46 7H44L45 9H46ZM107 7V8H108ZM139 7V8H140ZM181 7V6H180ZM212 7V8H213ZM245 8H246V6H244ZM43 7H42V9H44ZM93 8V9H92ZM98 7H96V9H97ZM138 8V9H139ZM199 8V9H200ZM208 8V7H207ZM210 8V7H209ZM219 8V7H218ZM218 8H216V9H218ZM223 8V7H222ZM228 8H230V7H228ZM233 8V7H232ZM237 8V7H236ZM48 9V8H47ZM59 9V8H58ZM104 9V8H103ZM136 10V9H134V19H136V17H137V15H138V17H141L139 14H138V12L137 11H142V10ZM180 9H182V7L180 8ZM198 9V8H197ZM196 9V10H197ZM211 9V8H210ZM215 9V8H214ZM220 9V8H219ZM225 9V8H224ZM240 9V8H239ZM243 9V8H242ZM49 10V9H48ZM97 10H99V9H97ZM143 10V11H144ZM195 10V9H194ZM202 10H204V9H201V12H202ZM208 10V9H207ZM233 10V9H232ZM263 10V9H262ZM53 11V10H52ZM64 11V12H65ZM95 11V10H94ZM173 11V10H172ZM176 11H178L177 9H176ZM205 12H206V10H204ZM217 11V10H216ZM236 11H239V10H236ZM246 11V10H245ZM260 11V10H259ZM264 11V10H263ZM262 11V12H263ZM23 12V11H22ZM45 12V11H44ZM48 12V11H47ZM99 12V11H98ZM145 12V11H144ZM170 12H171V9H170ZM169 12V13H170ZM192 12V11H191ZM194 12V11H193ZM192 12V13H193ZM205 12L203 13V14H205ZM209 13H210V11H208ZM212 12H213V9H212ZM211 12V13H212ZM258 12V11H257ZM94 13V12H93ZM127 13V12H126ZM141 13H143V12H141ZM140 13V14H141ZM146 13V12H145ZM172 13V12H171ZM189 13V12H188ZM187 13V14H188ZM191 13V14H192ZM195 13V12H194ZM194 13L192 14V16L190 15V17L189 18H182V19H180V20H182L181 22H179L177 19H174V18H171V16H169L170 18H166L165 17V21H164V26L165 27H162L161 28V37L159 38V36L157 37V38H159L160 39V41L163 43V45L161 44V49H163L164 51H161V52H163V53H167L168 52V54H170V55H172V57H173V55L175 56L176 54L178 55L179 53V55H181V52L185 55H183L184 57H186V60L185 61H183L184 63H182V65H183V67H181L179 64H178V66L180 67L179 69H181L182 71H183V73H184V75L185 76H187L186 78L189 80H187L186 78H184V75L182 76L178 71H180V70H176V69H174V68H172V67H167L166 69L165 68H161V67H158V68H155V67H153V65H152V67H151V65L149 66V68H150V70H151V72H152V75H151V77L149 78L150 79V82L151 83H149L150 84V87H149V91L146 93L147 94V98H148V105H147V108H145V106H142L143 108H145L146 109V111H143V112H145L146 113V115L149 117V121L151 120V121H154L153 119H156V121L158 120V121H160V122H162V124L164 125V126H166L167 127V129L169 128V130H167V132H171V136H168V134H165V136L164 137H166V138H168L167 139V141L165 140V141H162L163 139H159V137L156 135V136H150V135H144V134H142L143 133V131H144V133H146V132H150L148 129H140L142 132L141 133H139V131L137 130V129H139L138 127H141V124L140 123H138L137 122V120H139L142 116H141V114L143 115V113H142V110H137V111H135V112H131V113H134V114H128V113H130L128 110L126 111V109H125V111H124V113H127V114H125V116L123 115V112H121L120 111V113L124 116V118H126V115H130V118H129V121L128 122H125V120L128 118V116H127V118L124 120H122V118H120V113H119V115H118V117H116V113H112V115L113 116H115V117H111L112 119L110 120V117H109V120L111 121V123L110 122H108V123H110V125L111 126H109V128H108V130H110V127H112L113 126V130H110L111 131V133L112 132H115V130L117 131L118 130V132L120 131L122 134H120V132H119V134L120 135H124L125 137H126V139H124L123 140V142L122 143H119L120 145H122L121 146V148H122V150H124V151H131V154H128V155H125L126 156V158L128 157H131L132 155H133V158L131 157V161H129L128 160V158H127V161H125L126 162V164L128 163V167H130V168H128V169H132L131 171H132V173H130L131 175H132V177L134 176V177H136L137 176V181H136V179H135V181H136V183L138 184H136L137 186H138V191H136V192H133L134 191V189L132 190V192L131 193H129V195H128V198L125 200L126 202H128L129 203V206H131V207H135L138 203V197L140 196H142V194L145 192H143L142 190H143V188H145L146 187V185H147V188H149V186L150 187H152L151 185H152V183H151V181L149 180L148 181V177L146 178V177H144V178H141V176H145V175H152L154 178H165L166 176H167V174L169 173L170 175H174V176H180V175H182L183 173V171L186 169H191L192 170V168H191V166H193L194 168L193 169H195L196 170V172L198 173V176L196 177H194V179H191V180H195L196 182L197 181H200V183H203V184H205L206 186H207V188L208 187H210L211 186V183L210 182H208L207 180L208 179H210V178H212L213 176H215L216 174H217V172H219L220 171V169L221 168H224L225 166H227V165H234V164H236V163H238V164H240V162H244V163H247L248 165H249V167H250V170L252 171V169L255 167H253L252 168V166L255 164L257 167L256 168H258L259 167V171L258 172H256L255 174H257L258 173V176H259V179H256V180H259V182L261 181V183H263L264 184V138L263 139H261V140H259V144H258V146L255 148L256 149V151H254L253 152V155H254V153L256 152H260V154H261V156L259 157V160H258V162H256V158L254 159V157H256V156H254L253 157V155H250V153H249V148L252 146V142H250V140H251V138H249V136L247 135L249 132L250 133H252L253 131H255V128H256V126H257V124H253L252 122V124L255 126H253V128H251L249 125H251V123H249L248 124V118H250V117H245V115H247V114H245L244 113V110L246 109V107L248 106V104L250 103V102H257L259 99V102L257 103L258 104V111H260V113H259V115L257 116L258 118V122H257V120H256V122L258 123V128H259V126H262L263 124H264V79H262L261 77L263 76H261L260 78H261V80H259V85H258V93H256L255 92V94L253 93H251L252 95H256L255 97H257L256 98V100H253V99H255V97H253V101L252 100H250L251 99V97L250 96H252V95H250L249 97H250V99H247L248 101H249V103L245 100L247 97H246V95L244 94L243 96H245L246 98H244V97H242V98H244V100H242V98L240 99H238V97H241V95L243 94V92H245V89H247L248 88V86H247V88H246V86L245 85H242V86H240V88H236V86H235V89H233L232 88V85H231V87L230 88H232V90L230 89L229 91H227V93L225 94V95H222V93L221 92H218V93H221V95H218V93H217V91H218V89H219V91H220V88L221 87H226V85H227V87L229 88V83L231 82V84L233 83V82H235L234 81V79L239 75V74H241V73H243L244 71H247V70H244L245 69V65H247L246 63L244 64V65H239V63L241 62V63H244L245 61L244 60H242L243 58H245V56H246V52H248V51H246V49H248V48H245L244 49V47H246V46H244V47H242L241 45H244V43H239L238 42V38H236V36L238 37L239 36V39H240V37L243 39L241 42H244V41H246L245 39V37L247 36H243V35H241L240 36V34H242L241 32H243V31H240L241 29H238L237 28V31H236V29L234 30L236 33L238 32V34L239 35H237L236 33H234V34H236V35H234L232 32H230V33H228V35H227V33L226 32H224V33H226V35L227 36H224L223 37V39L225 40V42H221V35H220V31H217L216 32V34H213L212 33V30H210V27H208V29L207 30H205L204 31V29L203 30H201V28H199L198 30L199 31H195L194 29H196V27L193 29L192 27H194V26H192V27H190V29L189 30H186L185 31V29H184V25L185 26H190V23L191 22H193V21H190V20H192V19H196L195 17H196V15H194ZM196 13H197V11H196ZM195 13V14H196ZM125 14V13H124ZM152 14V13H151ZM206 14H207V12H206ZM213 14V13H212ZM216 13H215V11H214V15H215ZM68 15V14H67ZM130 15V14H129ZM129 15H127V14H125V15H123L124 17H123V19L126 21V19L125 18H131V16H129ZM162 15V14H161ZM170 15H172V14H170ZM174 15L175 14H173V17H174ZM194 15V16H193ZM197 15H198V13H197ZM201 15H202V13H201ZM209 15H211V14H209ZM217 15V14H216ZM235 15V14H234ZM239 15V14H238ZM259 15V14H258ZM95 16V15H94ZM96 16H97V14H96ZM120 16V15H119ZM129 16V17H128ZM144 16V15H143ZM152 16V15H151ZM160 16V15H159ZM199 16H200V14H199ZM203 16V18H204V16H205V18H206V15H202ZM218 16V15H217ZM242 16V15H241ZM261 16V15H260ZM91 17V16H90ZM117 17V16H116ZM152 17H154V16H152ZM177 16L175 15V18H176ZM179 17V16H178ZM201 17V16H200ZM199 17V18H200ZM211 17V16H210ZM213 17V16H212ZM211 17V18H212ZM215 17V16H214ZM213 17V18H214ZM221 17V16H220ZM120 18V17H119ZM122 18V17H121ZM129 18V19H130ZM158 17H156L155 19H157ZM180 18V17H179ZM208 18V17H207ZM264 18V17H263ZM108 19V18H107ZM138 19V18H137ZM137 19L135 20L136 22H137ZM140 19V18H139ZM201 19V18H200ZM199 19V20H200ZM232 19V18H231ZM241 19V18H240ZM95 20V19H94ZM119 20V19H118ZM122 20V19H121ZM158 21H159V18L157 19ZM206 20V19H205ZM208 20V19H207ZM99 21V20H98ZM115 21H116V18H115ZM123 21V20H122ZM130 20H128V22H129ZM134 21V22H135ZM147 21H148V19H147ZM163 21H161V23H159V25H161V24H163ZM198 21V20H197ZM196 21V22H197ZM202 21V20H201ZM223 21V20H222ZM234 21V20H233ZM240 21V20H239ZM97 22V21H96ZM107 22V21H106ZM131 22V21H130ZM139 22V21H138ZM190 22V23H189ZM203 22H204V20H203ZM261 22V21H260ZM93 23V22H92ZM100 23V22H99ZM111 23V22H110ZM115 23V22H114ZM127 23V22H126ZM145 23V22H144ZM197 23H199V21L197 22ZM206 23H207V21H206ZM244 23V22H243ZM243 23H242V26H243ZM249 23V22H248ZM96 25H98V23H95ZM113 24V23H112ZM118 24V23H117ZM139 24V23H138ZM196 24V23H195ZM195 24H193V25H195ZM200 24V23H199ZM215 24V23H214ZM213 24V25H214ZM260 24V23H259ZM258 24V25H259ZM262 24V23H261ZM96 25H94L93 24V27L94 26H96ZM100 25V24H99ZM106 25V24H105ZM104 24H103V26H105ZM119 25V24H118ZM124 25H125V23H124ZM133 25H135V24H133ZM145 25V24H144ZM149 25V24H148ZM192 25V24H191ZM203 25V24H202ZM216 25V24H215ZM239 25V24H238ZM253 25V24H252ZM102 26V25H101ZM100 26V27H101ZM116 26V25H115ZM123 26V25H122ZM130 26H132V25H130ZM196 26V25H195ZM199 26V25H198ZM241 26V27H242ZM251 26V25H250ZM257 26V25H256ZM23 27V26H22ZM92 27V28H93ZM98 27V26H97ZM135 27H136V25H135ZM148 27V26H147ZM161 27V26H160ZM216 27V26H215ZM214 27V28H215ZM219 27V26H218ZM232 27H237V24H235V26H232ZM239 27H240V25H239ZM240 27V28H241ZM248 27V26H247ZM254 27V26H253ZM258 27H262V26H258ZM257 27V28H258ZM88 28V27H87ZM103 29L105 28V27H102ZM113 28V27H112ZM117 28V27H116ZM133 28H134V26H133ZM137 28H138V26H137ZM146 28V27H145ZM155 28V27H154ZM185 28H187V27H185ZM189 28V27H188ZM198 28V27H197ZM206 28V27H205ZM217 28V27H216ZM244 28V27H243ZM245 28H246V26H245ZM263 28V27H262ZM262 28H260V30L262 29ZM106 29V28H105ZM115 29V28H114ZM156 29V28H155ZM220 29H222V28H220ZM247 29H249V28H247ZM253 30H254V28H252ZM85 30V29H84ZM87 30V29H86ZM89 30V32H90V30H92V29H88ZM96 30H98V28L96 29ZM120 30V29H119ZM209 30V31H208ZM250 30V29H249ZM257 30V29H256ZM256 30H255V32H256ZM263 30V29H262ZM92 31H94V29L92 30ZM99 31V30H98ZM107 33H108V31L107 30H105ZM104 31V32H105ZM115 30H113V32H114ZM189 31V32H188ZM208 31V32H207ZM215 31V30H214ZM227 31V30H226ZM230 30L228 29V32H229ZM233 31V30H232ZM247 32L246 33H248V30H246ZM78 32V31H77ZM84 33H85V31H83ZM82 31H81V33H83ZM87 32V31H86ZM89 32H87V33H89ZM94 32H96V31H94ZM101 32V31H100ZM103 32V33H104ZM106 32H105V34H106ZM110 32V31H109ZM112 32V31H111ZM113 32H112V34H113ZM116 32V31H115ZM129 32V31H128ZM158 32V33H159ZM188 32V33H187ZM204 32H207V34H206V36H204ZM258 32V31H257ZM260 32H262V31H260ZM264 32V31H263ZM262 32V33H263ZM83 33V34H84ZM102 33V34H103ZM117 33V32H116ZM215 33V32H214ZM219 33V37L220 38H218V37H215L217 34ZM246 33H244V35L246 34ZM37 34H38V32H37ZM90 34V33H89ZM92 34V33H91ZM123 34V33H122ZM126 34V33H125ZM250 34V33H249ZM93 35V34H92ZM255 35V34H254ZM223 36V35H222ZM256 36V35H255ZM263 37H264V34L262 35ZM145 37V36H144ZM146 37H147V35H146ZM156 37V36H155ZM248 37V36H247ZM252 38H253V36H251ZM258 37H259V35H258ZM257 37V38H258ZM19 38H20V36H19ZM27 38V37H26ZM140 38V37H139ZM218 38V39H217ZM250 38V37H249ZM28 39H29V36H28ZM31 40H32V38H30ZM155 39V38H154ZM220 39V42H218V40ZM254 39H255V37H254ZM261 39H262V37H261ZM30 40V41H31ZM156 40V39H155ZM256 40V39H255ZM254 40V41H255ZM260 39H258V41H259ZM263 40V39H262ZM133 41V40H132ZM141 41V40H140ZM140 41H138V42H140ZM144 41H146V40H144ZM252 41V40H251ZM253 41V42H254ZM137 42V41H136ZM135 42V43H136ZM147 42V41H146ZM151 42V41H150ZM153 42H155V41H153ZM247 42H249L248 40H247ZM253 42H252V44H251V42H250V44L251 45H254L253 47H256V46H258L259 47V45H257L256 44V46H255V44H253ZM32 43V42H31ZM114 43H116V42H114L113 41V43L112 44H114ZM134 43V44H135ZM141 43V42H140ZM144 43V42H143ZM142 43V44H143ZM148 43V42H147ZM225 45H224V44ZM237 43H239V44H237ZM256 43V42H255ZM259 43V42H258ZM260 43H261V40H260ZM263 43H264V41H262V43L260 44V45H262V47H260V49H264L263 48ZM118 44V43H117ZM116 44V45H117ZM146 44V43H145ZM149 44V43H148ZM241 44V45H240ZM115 45V46H116ZM139 45V44H138ZM141 45V44H140ZM144 45V44H143ZM150 45V44H149ZM245 45H246V43H245ZM249 45V44H248ZM146 46H147V44H146ZM145 46V47H146ZM156 46V45H155ZM226 46L228 47V48H230L229 49V51L226 53V51H227V48H226ZM139 47V46H138ZM154 47V46H153ZM156 47H158V46H156ZM159 47H160V45H159ZM249 47V46H248ZM111 48H113V47H111ZM133 48V46H130V47H128V50L127 49H125V50H127V55H128V52H129V55L131 56V55H134V52L136 53V51H134L133 52V50H135L134 48ZM257 48V47H256ZM256 48H254V50H256ZM36 49V48H35ZM35 49L33 50L34 51V53H33V56L36 54L35 52H37V51H35ZM105 48H103V50H104ZM139 49H140V47H139ZM149 49H150V47H149ZM252 48H250V50H251ZM257 49H259V48H257ZM124 50V49H123ZM122 50V51H123ZM249 50V49H248ZM249 50V51H250ZM40 51V50H39ZM43 51V50H42ZM116 51V50H115ZM115 51L113 52V51H111L110 52V54L111 53H115ZM121 51V52H122ZM143 51V50H142ZM150 51V50H149ZM252 52H254L253 50H251ZM259 51V50H258ZM44 52V51H43ZM70 52V51H69ZM107 52V51H106ZM109 52V51H108ZM148 52V51H147ZM154 52H159V51H154ZM256 52V51H255ZM253 53V56H254V54L256 55V53ZM261 52H263V50H261ZM260 52V53H261ZM39 53V52H38ZM45 53V52H44ZM100 53H101V51H100ZM140 53V52H139ZM149 54H148V56H154L151 52H148ZM251 53V52H250ZM259 52H258V55L260 54ZM41 54V53H40ZM107 54V53H106ZM106 54H105V52H104V55L103 56H105L106 57ZM110 54H108V55H110ZM121 54H123V53H121ZM120 54V55H121ZM140 54H142V53H140ZM144 54V53H143ZM156 54V53H155ZM234 54V55H233ZM248 54H249V52H248ZM252 54V53H251ZM261 54H264V53H261ZM261 54L259 55V56H261ZM38 55V54H37ZM107 55V57H109ZM123 55H125V52H124V54ZM126 55V56H127ZM128 55V56H129ZM159 55V54H158ZM161 55H163V54H161ZM165 55V54H164ZM181 55V56H182ZM30 56L31 57H33L32 56V53H30ZM41 56H42V54H41ZM44 56V55H43ZM69 56V55H68ZM75 56L76 55H74V53H73V56H72V54H71V56L70 57H68V59H67V61L66 60H64V61H66L65 63H68V61L71 63V61H74V58H75ZM101 56V55H100ZM111 56V55H110ZM114 57L112 58V59H109L110 60V62H115V61H113V59H117L118 58V56H117V52H116V56L117 57H115V54L113 55ZM126 56H125V58H126ZM142 56V55H141ZM146 56V55H145ZM156 56V55H155ZM166 56H168V55H166ZM165 56V57H166ZM234 56H235V59H236V61L238 62V61H240V60H242V61H240L239 63H234L233 64V62L235 61V60H233V61H231L233 58H234ZM252 56V55H251ZM252 56V57H253ZM259 56H256V58L258 57L259 58ZM21 57H22V59L24 60V62H25V58L27 59V57H28V55H27V57H23V52H22V55H21ZM45 57H46V55H45ZM80 57V56H79ZM83 57V56H82ZM87 57V56H86ZM89 57V56H88ZM112 57V56H111ZM120 57V56H119ZM124 56H122V58H123ZM138 57V56H137ZM171 57V56H170ZM179 57V56H178ZM177 57V58H178ZM20 58V57H19ZM41 58V57H40ZM85 57H83V59H84ZM90 58V57H89ZM101 58H103V57H101ZM138 58H143V56L142 57H138ZM137 58V59H138ZM147 58V57H146ZM150 58V57H149ZM167 58H169V57H167ZM175 58H176V56H175ZM246 58H249V57H246ZM251 58V57H250ZM5 59V58H4ZM6 59H7V57H6ZM29 59L31 60V58L29 57ZM34 59H35V56H34ZM33 59V60H34ZM42 59H44V57L42 58ZM80 59V58H79ZM93 59V58H92ZM99 59V58H98ZM105 59H107V58H105ZM119 59V58H118ZM129 58H126L125 60H124V58L121 60V62H120V66L124 69V70H126L128 73L130 72H134V73H136L137 72V70L138 69H140V67L139 66H141L140 64H139V66L138 65H136V64H134V58H133V61L131 60V61H129L128 60ZM132 59V58H131ZM144 59V58H143ZM151 59V58H150ZM166 59V58H165ZM181 59V58H180ZM185 59V58H184ZM252 59V58H251ZM21 60V59H20ZM29 60V61H30ZM32 60V61H33ZM35 60H37V59H35ZM40 59H38V61H39ZM75 60H76V58H75ZM89 60H91V59H89ZM103 60H104V58H103ZM103 60L101 59V61H102V64L104 63L103 62ZM108 60V61H109ZM112 60V61H111ZM124 60V61H123ZM147 60V59H146ZM146 60H144V62L146 61ZM168 60V59H167ZM173 60H174V58H173ZM248 60V62L250 63V59H247ZM260 60V59H259ZM22 61V60H21ZM20 61V62H21ZM27 61V60H26ZM42 61H45V60H42ZM79 61H82L81 63H82V67L83 66H86L87 65V63H88V65H89V62L87 61V60H82V58L79 60ZM92 61V60H91ZM99 61V60H98ZM104 61H106V60H104ZM107 61V62H108ZM119 60H117V62H118ZM161 61V60H160ZM177 61V60H176ZM217 61V62H216ZM252 61V60H251ZM24 62L23 63H21V64H24ZM34 62V61H33ZM75 62V61H74ZM107 62H105L103 65L105 66V64L107 63ZM109 62V63H110ZM117 62H115L116 64H117ZM136 62V61H135ZM143 62V61H142ZM142 62H140L141 64H142ZM147 62V61H146ZM152 62V61H151ZM170 62V61H169ZM255 62V61H254ZM31 63V62H30ZM39 64L40 63H42V62H38ZM44 63H46V62H44ZM70 63H69V65H70ZM92 63V62H91ZM101 64V62H98L97 64L100 66V64ZM109 63H107V65L109 64ZM119 63V62H118ZM177 63H178V61H177ZM177 63H176V65H177ZM260 62H258V64H259ZM84 64V65H83ZM92 64H95V63H92ZM92 64H90V65H92ZM97 64H95V67H96V65ZM111 64V63H110ZM116 64H114L115 65V67L117 66V67H120L119 65H116ZM149 64V63H148ZM150 64H152V63H150ZM166 64V63H165ZM181 64V63H180ZM253 64V63H252ZM261 64V63H260ZM45 65V64H44ZM44 65H41V66H44ZM97 65V66H98ZM102 65V66H103ZM168 65V64H167ZM238 65H239V67H238ZM40 66V67H41ZM47 66V65H46ZM51 65H49V67H50ZM54 66V65H53ZM145 66H147V65H145ZM144 66V67H145ZM165 67H166V65H164ZM163 66V67H164ZM169 66H171V65H169ZM244 67V69L242 68V71H241V73H240V69H241V67ZM248 66H249V64H248ZM260 66V65H259ZM262 66V65H261ZM56 67H59V66H57L56 65ZM94 67V66H93ZM92 67V68H93ZM139 67V68H138ZM142 67V66H141ZM250 67V66H249ZM252 67V66H251ZM43 68V67H42ZM44 68H45V66H44ZM43 68V69H44ZM51 68H52V66H51ZM50 68V69H51ZM60 68L62 69V72H63V70L65 69V67H64V65H60ZM68 68V67H67ZM97 68V67H96ZM122 68H121V70H122ZM138 68V69H137ZM200 68H202V70L200 69ZM238 68H240V69H238ZM43 69H42V72H44L43 71ZM47 69V68H46ZM49 69V68H48ZM53 69V68H52ZM55 69V68H54ZM53 69V70H54ZM85 69H91V68H88V66H87V68H84V70ZM94 69V68H93ZM114 69V68H113ZM116 69H118V70H120V68H116ZM128 69V70H127ZM146 69V70H145ZM189 69H191L190 71H192V69H195L196 71H194V73L195 74H192L193 73V71L190 73L189 72ZM200 69V70H199ZM247 69V68H246ZM52 70V71H53ZM56 70H59V68L58 69H56ZM92 70V69H91ZM95 70V69H94ZM123 70V71H124ZM144 70L145 71H147L148 70V68H144ZM144 70H142V68L137 72V74H141L140 72L141 71H144ZM149 70V71H150ZM251 70V69H250ZM47 71V70H46ZM51 71V72H52ZM55 71V70H54ZM77 71V70H76ZM123 71H121V72H123ZM237 71V72H236ZM263 73H264V67L262 68V70H261ZM42 72H41V76H42ZM49 72V71H48ZM57 73H58V71H56ZM60 72V74H63L62 72H61V70L59 71ZM68 72V71H67ZM78 72V71H77ZM77 72L75 73V75L76 76H78L77 75ZM86 72V71H85ZM88 72V71H87ZM259 72V71H258ZM257 72V73H258ZM47 73V72H46ZM53 73V72H52ZM91 73V72H90ZM95 73V72H94ZM147 73V72H146ZM150 73V72H149ZM245 74H247L246 72H244ZM256 73V74H257ZM260 73V72H259ZM44 74V76H45V73H43ZM48 74V73H47ZM50 74V73H49ZM48 74V75H49ZM64 74H66V71H65V73ZM132 74V73H131ZM250 74V73H249ZM55 75V74H54ZM67 75H68V73H67ZM75 75H74V77H75ZM126 75H127V73H126ZM129 75V74H128ZM134 75V74H133ZM144 75V74H143ZM242 75V74H241ZM240 75V76H241ZM253 75V73L251 74V76ZM258 75H260V74H258ZM51 76H53L52 74H51ZM63 76H65V75H63ZM146 76V75H145ZM240 76H238V77H240ZM243 76V75H242ZM257 76V75H256ZM45 77H48V76H45ZM50 77V76H49ZM48 77V78H49ZM79 77V76H78ZM84 77V76H83ZM86 77V76H85ZM87 77H91L90 75H87ZM42 78H44L43 76H42ZM42 78L40 77V78H38L37 79V81L36 82H38V85H39V83L40 82H42L43 80H42ZM47 78V79H48ZM65 78V77H64ZM66 78H68V77H66ZM243 78V77H242ZM248 78V77H247ZM254 78H256V77H254ZM258 78H259V76H258ZM259 78V79H260ZM264 78V77H263ZM41 80L40 82L38 81V80ZM46 79V78H45ZM46 79V81H48ZM49 79H51V78H49ZM69 79V78H68ZM67 79V80H68ZM72 78H70V80H71ZM90 79V78H89ZM118 79V78H117ZM148 79V80H149ZM69 80V81H70ZM91 81H92V79H90ZM121 80V79H120ZM33 81V80H32ZM72 81V83L74 84H72L71 82H69V83H71L72 85H73V88H75L76 89V91H74V92H76L78 95V97H80L79 99L76 97V98H74V96L75 95H73V93H72V95H71V98H72V101L69 103V105H71V106H74V107H77V106H79V108H81V109H84L83 108V105H79V101L80 100H82V102L80 103V104H82L83 103V101H84V103L87 101V99H86V101L83 99V96H82V94H83V92H84V94H85V91H86V86H88V85H90V83L88 84V79H82L81 77H80V79L78 78H76V79H72L71 80ZM91 81H89V82H91ZM140 81H141V83H140ZM143 80H139V83L140 84H137L138 82H136V83H134L135 85L137 84V85H142L143 86V82L145 81H143ZM255 81V80H254ZM258 81V80H257ZM36 82H34V84L36 83ZM121 82V81H120ZM149 82V81H148ZM239 82V81H238ZM246 82H247V80H246ZM33 83V82H32ZM44 83H45V80H44ZM117 83H118V81H117ZM145 83V82H144ZM245 83V82H244ZM254 83V82H253ZM252 83V84H253ZM256 83V82H255ZM33 84V85H34ZM43 84V82L42 83H40V86ZM46 84V83H45ZM93 84V83H92ZM91 84V85H92ZM119 84V83H118ZM126 84V83H125ZM229 84V85H228ZM237 84V83H236ZM239 84V83H238ZM31 86H32V84H30ZM36 85V84H35ZM95 85V84H94ZM115 85H116V83H115ZM121 85V84H120ZM148 85V84H147ZM248 85V84H247ZM251 85V84H250ZM43 86V85H42ZM75 86V87H74ZM105 86V85H104ZM117 86V85H116ZM128 86V85H127ZM36 87L37 86H35L34 87V90L32 91H30V92H28V91H26L25 92V90H24V92H21L20 94H19V92H16L18 89H16L15 90V92L17 93V94H19L20 95V97H19V101H18V105L17 106H15L14 107V109H13V111L11 110V108L9 109V110H11L12 112H11V114H10V116L8 117V118H4L5 120L3 121V122H1L0 123V147H2V145L6 142V141H8V140H10V139H14V138H18L17 140H20L23 136H25L24 135V132L25 131H29V129L28 130H26V127L28 126V124H30V123H28V124H23L22 125V123L20 122V120L22 119V117H23V115L24 116H28L29 118H26V117H24L25 119H28L27 121H30V122H32V121H34L35 120V118L37 117L36 115H35V111L34 112H32V110H34L33 109V106L34 107H37V106H35L37 103V100L38 99H41V95H40V98H38L39 97V94L40 93H38V89H36ZM89 87V86H88ZM131 87V86H130ZM136 87V86H135ZM137 87H139V86H137ZM136 87V88H137ZM141 87V86H140ZM148 87V86H147ZM33 88V87H32ZM31 88V89H32ZM41 87H39V89H40ZM104 88V87H103ZM118 88V87H117ZM41 89H43V87L41 88ZM84 89H85V91H84ZM106 89V88H105ZM104 89V90H105ZM126 89H127V87H126ZM222 89V88H221ZM14 90V89H13ZM12 90V91H13ZM20 91L22 90V89H19ZM28 90V89H27ZM137 90V89H136ZM223 90V89H222ZM248 90V89H247ZM11 91V92H12ZM42 91V90H41ZM257 91V90H256ZM40 92V91H39ZM140 92V91H139ZM250 92V91H249ZM12 93H14V92H12ZM12 93H9L10 95L12 94ZM44 93V92H43ZM246 93V92H245ZM17 94H15L16 96H18ZM83 94V95H84ZM141 94V93H140ZM247 94V93H246ZM9 95V96H10ZM46 95V94H45ZM50 95V94H49ZM51 95H52V93H51ZM249 95V94H248ZM260 97V98H258V96ZM14 96V95H13ZM12 96V97H13ZM85 96H86V94H85ZM140 96V95H139ZM236 96H238L237 97V100H242V101H240V102H236V99L234 100V102H233V97H236ZM44 97H46V96H44ZM132 97V96H131ZM133 97H135V99H133ZM133 97H132V99L133 100H135V102H138L139 100V98H138V96L137 95H133ZM88 98V97H87ZM17 99V98H16ZM43 99V98H42ZM45 99V98H44ZM70 99V98H69ZM68 99V100H69ZM93 102H92V98H91V101H87V102H92V105L94 106V102H97V100H95V98H93ZM13 102H14V98H13V100H12ZM143 101V100H142ZM141 101V102H142ZM39 102V101H38ZM69 102V101H68ZM67 102V103H68ZM86 102V103H87ZM126 102V101H125ZM124 102V103H125ZM236 102V103H235ZM42 103H43V100H42ZM41 103V104H42ZM86 103H85V105L84 106H87L86 105ZM129 103V102H128ZM127 103V104H128ZM147 103V102H146ZM89 104V103H88ZM121 104V103H120ZM133 104V103H132ZM251 104H256V103H251ZM251 104H250V106H248V108L250 107L251 108ZM91 105V104H90ZM136 105V104H135ZM145 105V104H144ZM38 106H40V102H39V104H38ZM42 106V105H41ZM81 106V107H80ZM125 106V105H124ZM123 106V107H124ZM140 106V105H139ZM255 106V107H256ZM69 107V106H68ZM67 107V109H70V108H68ZM130 107V106H129ZM134 107V106H133ZM73 108V107H72ZM87 108V107H86ZM86 108H85V110H86ZM125 108V107H124ZM137 108V107H136ZM249 108V109H250ZM253 108V107H252ZM77 109V108H76ZM80 109V110H81ZM120 109V108H119ZM128 109V108H127ZM139 109H140V107H139ZM71 110V109H70ZM85 110L83 111L82 110V112L83 113H85V116H87L89 113H87V111H88V109L86 110V112H85ZM130 110H132V111H134V108H132L131 109V107H130ZM248 110V109H247ZM252 110V109H251ZM25 111L27 112V113H25ZM73 111H75V109L73 108ZM240 111V112H239ZM250 111V110H249ZM76 112V114H77V112H78V115H79V111H75ZM239 113V114H234V113ZM244 113V115H240V113ZM252 111H250V112H248V113H251ZM118 113V112H117ZM144 113V114H145ZM242 113V114H243ZM26 114V115H25ZM37 114V113H36ZM87 114V115H86ZM102 114V113H101ZM104 114V113H103ZM77 115V116H78ZM91 115V114H90ZM110 115V114H109ZM197 115H199L200 117L201 116H203V117H205L206 119H210V118H215V119H217V120H221V122L222 121H225V126H221L222 127V129H219L218 128V130H217V128H216V124L214 125L215 126V129H212V130H217L216 132H217V135H215L214 133V135L212 134V133H207V132H204L203 130H201V129H205V128H199L200 126L196 123L197 121H196V117H197ZM249 115V114H248ZM252 115V114H251ZM5 116H8V115H5ZM22 116V117H21ZM76 116V117H77ZM93 116V115H92ZM91 116V119H89V118H87V119H89V120H93L94 121V119H92L93 117ZM79 117V116H78ZM78 117H77V119H78ZM84 117V116H83ZM87 117H89V116H87ZM95 117V116H94ZM103 117V116H102ZM122 117V116H121ZM200 117H199V119H200ZM202 117V118H203ZM252 117V116H251ZM255 115H254V117H252V118H250V120H255ZM86 118V117H85ZM143 118H145V120H146V118L147 117H145V115H144V117H142L141 119H143ZM198 118V117H197ZM1 119V118H0ZM30 119V120H29ZM37 119V118H36ZM71 119V118H70ZM106 119H108V118H106ZM247 119V120H246ZM89 120H86L88 123H89ZM102 120V119H101ZM108 120V121H109ZM147 120H148V118H147ZM210 120H212V119H210ZM217 120H215V121H217ZM226 120H228L227 121V123H226ZM1 121V120H0ZM36 121H38V120H36ZM69 121V120H68ZM71 121V120H70ZM85 121V120H84ZM84 121H83V123H84ZM127 121V120H126ZM140 121H142V120H140ZM144 121V120H143ZM149 121H148V123H149ZM135 122H137V125H138V127L137 126H135L134 125V123ZM217 122H219V121H217ZM255 122V123H256ZM107 123V124H108ZM141 123H143V122H141ZM154 123V122H153ZM215 123V122H214ZM31 124H33V122L31 123ZM30 124V125H31ZM37 124V123H36ZM150 124H152V122L150 123ZM149 124V125H150ZM159 124V123H158ZM161 124V125H162ZM224 124V123H223ZM29 125V126H30ZM145 125H148V124H145ZM201 125V124H200ZM32 127L30 128V127H27V128H30L31 129V131H34V130H32V128H33V125H31ZM105 126H107V125H105ZM105 126H104V129H105ZM155 126V125H154ZM150 127V126H149ZM163 127V126H162ZM202 127V126H201ZM209 127V126H208ZM207 127V128H208ZM220 127V128H221ZM79 128V127H78ZM116 128V129H115ZM142 128V127H141ZM159 128V127H158ZM157 128V129H158ZM210 128H212V127H210ZM214 128V127H213ZM251 128V129H250ZM263 128V127H262ZM262 128H260V129H262ZM81 129V128H80ZM103 129V130H104ZM112 129V128H111ZM152 129V128H151ZM156 129V130H157ZM153 130V129H152ZM151 130V131H152ZM164 130V129H163ZM211 130V131H212ZM256 130H258L257 128H256ZM83 131V130H82ZM81 131V132H82ZM104 131H107L106 129L104 130ZM155 131V130H154ZM207 131V130H206ZM263 131V130H262ZM27 132H25V133H27ZM108 132V131H107ZM162 132V131H161ZM257 132V131H256ZM255 132V133H256ZM30 133V131L28 132V134ZM35 133V132H34ZM34 133H32V134H34ZM104 133V132H103ZM106 133V132H105ZM165 133V132H164ZM200 133L203 135V136H205V138H203V139H201V137H200ZM264 133V132H263ZM27 134V135H28ZM117 134V133H116ZM118 134V135H119ZM146 134H148V133H146ZM153 135H155L156 133H152ZM159 134V133H158ZM212 134V135H211ZM21 135H23L20 139H19V137L21 136ZM111 135V134H110ZM112 135H113V133H112ZM252 135V134H251ZM19 136V137H18ZM114 136V138H116L115 136H117V135H113ZM119 137V139H118V141L119 140H121L120 138H121V136H117V138ZM124 137V138H125ZM262 137H264V134H263V136ZM26 138H27V136H26ZM26 138L24 137L23 139H25L26 140ZM29 138V137H28ZM27 138V139H28ZM31 138H33V137H30V140H32ZM34 140H35V138H33ZM30 140H26V141H30ZM38 140V139H37ZM36 140V141H37ZM15 141V140H14ZM11 142V141H10ZM38 142V141H37ZM120 142V141H119ZM14 143V142H13ZM22 143H23V141H22ZM25 143V142H24ZM6 145V144H5ZM4 145V146H5ZM255 145V144H254ZM104 146V145H103ZM6 147V146H5ZM30 147V146H29ZM24 148H26V146L24 147ZM109 148V147H108ZM223 148H225L224 150H223ZM29 149V148H28ZM250 149H252V148H250ZM254 149V148H253ZM252 149V150H253ZM5 150V149H4ZM113 150V149H112ZM116 151V150H115ZM119 151H121V149H119ZM123 151V152H124ZM248 151V152H247ZM114 152V151H113ZM112 152V153H113ZM122 152V151H121ZM211 153V152H213V154L212 155H210L211 156V158L210 157H208L207 156V153ZM120 153V152H119ZM125 153V152H124ZM127 153H130V152H127ZM252 153V152H251ZM117 154H118V152H117ZM116 154V155H117ZM123 154V153H122ZM259 154V153H258ZM257 154V155H258ZM220 157H219V156ZM105 156V155H104ZM114 156V155H113ZM207 156V157H206ZM215 156H218L219 158H221V159H223V160H221L220 162H218V160H217V162L218 163H215V165H212L213 163H212V160H216L215 159ZM118 157L119 156H117L116 158H114V159H116V161L118 160ZM121 157V156H120ZM124 157V154H123V156L121 157V158H123ZM258 157V156H257ZM110 158V157H109ZM120 158V159H121ZM120 159H119V161H120ZM122 160H124V159H122ZM121 160V161H122ZM108 161V160H107ZM111 161V160H110ZM129 161V162H128ZM112 162H113V160H112ZM6 163V162H5ZM114 163V162H113ZM112 163V164H113ZM120 164V165H122L123 163H124V161H122V162H116L115 164ZM244 163H242V164H244ZM241 164V165H242ZM120 165H118V166H120ZM240 165V166H241ZM29 166V165H28ZM109 166V165H108ZM117 166V165H116ZM117 166V168H118V170H120V172L121 171H124V168H126V166H121V167H118ZM238 166V165H237ZM26 167V166H25ZM30 167L33 169V170H35L36 171V173H39L40 175H44V177L46 178V177H50L51 176V174L49 173V171H51V169H45L42 165H41V163H40V161H39V159L37 158V157H34V158H32V160H31V162H30ZM110 167V166H109ZM27 168V167H26ZM29 168V167H28ZM27 168V169H28ZM106 168V167H105ZM136 170H135V169ZM144 168H146V169H144ZM227 168H228V166H227ZM134 169V170H133ZM249 169V168H248ZM20 170V169H19ZM49 170V171H48ZM227 170V169H226ZM228 170H230L229 171V179H228V181H229V183L227 184V185H223L224 184V182L222 181V179L224 180V178L222 177V179H221V181L223 182V189L224 188H226V189H231V188H233L234 189V186H236L237 185V190H238V192H240V194H242V193H245V191H244V188L242 187V180H243V178H242V176H241V174H240V172H237L238 171V169H237V171L235 170V169H232V168H229ZM233 170H235V171H233ZM247 170V169H246ZM55 171V170H54ZM99 171V170H98ZM128 172H129V170H127ZM188 171V170H187ZM187 171H185L186 173H187ZM194 171V170H193ZM30 172V171H29ZM124 172H126V171H124ZM123 172V173H124ZM190 171H188V173H189ZM122 173V174H123ZM221 173V172H220ZM224 173V172H223ZM228 173V172H227ZM50 174V175H49ZM190 174V173H189ZM128 175V174H127ZM131 175H129V176H127L128 178L131 176ZM222 175V174H221ZM226 175V174H225ZM126 176V175H125ZM218 176V175H217ZM42 177V176H41ZM126 177V178H127ZM184 177V176H183ZM225 177V176H224ZM250 177V176H249ZM1 178V177H0ZM50 178H52V176L50 177ZM151 178V177H150ZM177 178V177H176ZM188 178V177H187ZM191 178V177H190ZM225 178H227V177H225ZM252 178V177H251ZM47 179V178H46ZM49 179V178H48ZM118 179V178H117ZM117 179H115V181L117 180ZM134 179V178H133ZM250 179V178H249ZM121 180V179H120ZM119 180V181H120ZM126 180V179H125ZM132 180V179H131ZM157 180V179H156ZM191 180H188V179H186L185 178V180H182V181H180V182H182V183H184V185L183 186H185V185H187L186 183H189L188 181H191ZM211 180V179H210ZM225 180H227V179H225ZM255 180V181H256ZM119 181H117V185H120V184H118V183H121L122 184V182H119ZM128 181H130V180H128ZM135 181H134V183H135ZM145 181V182H144ZM153 181V180H152ZM184 181V182H183ZM194 181V182H195ZM47 182V181H46ZM133 182V181H132ZM148 182H150V184L151 185H149L148 186ZM179 182V181H178ZM195 182V183H196ZM216 182V181H215ZM258 182V181H257ZM258 182V185H256V183H253V184H255L256 186H258V187H254V186H252V187H254V188H256L255 190H256V192H257V194L255 193V195H257V198H255V202H256V200L258 201L257 203H258V212L260 213H262V211H263V209H264V190L263 189H261V188H264V187H260L259 185H261V183H259ZM170 183V182H169ZM193 183V182H192ZM195 183H193V184H195ZM213 183V182H212ZM218 183V182H217ZM39 184V183H38ZM41 184V183H40ZM39 184V185H40ZM126 184V183H125ZM133 184V183H132ZM154 184V183H153ZM175 184H176V181H175ZM191 184V183H190ZM216 184V183H215ZM239 184V185H238ZM245 184V183H244ZM127 185V184H126ZM135 185V184H134ZM133 185V186H134ZM181 185V184H180ZM180 185H176L177 187L178 186H180ZM40 186H42V185H40ZM112 186V185H111ZM124 186V185H123ZM136 186V187H137ZM145 186V187H144ZM157 186H159V189H160V184L159 185H157ZM165 186V185H164ZM169 186V185H168ZM172 186V185H171ZM170 186V187H171ZM176 186H174L173 187V191H175V187ZM220 186H221V184H220ZM23 187V186H22ZM119 187V186H118ZM125 187V186H124ZM135 187V188H136ZM161 187H163V186H161ZM176 187V189H179V187L177 188ZM201 187H202V185H201ZM200 187V188H201ZM247 187V186H246ZM109 189H106L105 191L107 192V190H111V188L110 187H108ZM131 188V187H130ZM134 188V187H133ZM155 188V187H154ZM167 188V187H166ZM181 188L183 189V187L181 186ZM187 188V187H186ZM193 188H195L194 186H193ZM192 188V189H193ZM204 188V187H203ZM216 188V187H215ZM253 188V189H254ZM20 189V188H19ZM25 189V188H24ZM32 189H33V187H32ZM32 189H31V191H32ZM132 189V188H131ZM130 189V190H131ZM152 190H153V188H151ZM150 188L148 189V190H151ZM158 189V188H157ZM185 189V188H184ZM183 189V190H184ZM196 189H197V187H196ZM251 189V188H250ZM252 189V190H253ZM35 190V189H34ZM37 190V189H36ZM127 190V189H126ZM135 190H137V189H135ZM145 190V189H144ZM170 190L172 191V188H170ZM187 190V189H186ZM185 190V192L187 193L188 191H186ZM199 190V188L197 189V191ZM254 190V191H255ZM17 191V190H16ZM15 191V192H16ZM21 191V190H20ZM156 192L158 191V190H155ZM154 191V192H155ZM161 191H163L162 189H161ZM160 191V192H161ZM196 191V192H197ZM218 191L220 192L221 191V189L219 190V188H218ZM223 191V190H222ZM226 191V190H225ZM224 191V193H225V195H226V192ZM228 191V190H227ZM248 191H249V189H248ZM251 191V190H250ZM249 191V192H250ZM4 192V191H3ZM3 192L1 191L0 192V207H1V204L3 203H6L7 201H6V197H7V194H3ZM15 192L13 191V193L15 194ZM19 192V191H18ZM129 192V190L127 191V193ZM140 192H142V194L140 193ZM151 192H153V191H151ZM153 192V193H154ZM155 192V193H156ZM169 192V191H168ZM183 192V191H182ZM191 192V191H190ZM189 192V193H190ZM194 192V190H192V192L190 193V195L191 196H193L192 195V193ZM196 192H194V193H196ZM208 192V191H207ZM206 192V193H207ZM213 192V191H212ZM215 192V191H214ZM217 192V191H216ZM253 192V191H252ZM28 193V192H27ZM30 193L31 192H29L28 193V195H30ZM152 193V194H153ZM157 193H159V192H157ZM153 194V195H158V194ZM175 193V195H176V193H178V192H174ZM184 193V192H183ZM218 193V192H217ZM9 194V193H8ZM32 194V193H31ZM141 194V195H140ZM164 194H166V193H164ZM167 194H169V196H170V194L171 193H167ZM210 194H211V192H210ZM10 195V194H9ZM27 195V194H26ZM127 195V194H126ZM160 195V194H159ZM155 196V197H160V196ZM187 195H188V193H187ZM199 195V196H198ZM202 191L200 192V191H198V193H197V195L196 196H198V197H200V200H202L201 199V197H202ZM209 195V194H208ZM215 195V194H214ZM253 195V194H252ZM168 196V195H167ZM167 196H161V197H167ZM174 196V195H173ZM189 196V195H188ZM188 196H187V198H188ZM195 196V195H194ZM195 196V197H196ZM206 196V195H205ZM216 196H218V194L216 195ZM224 196V195H223ZM238 196V195H237ZM28 197V196H27ZM124 197H126V196H124ZM176 197V196H175ZM197 197V198H198ZM253 197H255V196H253ZM31 198V197H30ZM216 198V197H215ZM220 198V197H219ZM241 198V197H240ZM29 199V198H28ZM124 199V198H123ZM158 199V198H157ZM165 199V198H164ZM173 199V197L171 198V200ZM175 199V198H174ZM191 199V198H190ZM204 199V198H203ZM217 199H218V197H217ZM227 199V198H226ZM235 199V198H234ZM248 199V198H247ZM176 200V199H175ZM186 200V199H185ZM216 200V199H215ZM221 200H223V199H221ZM220 200V201H221ZM251 200V199H250ZM253 200V199H252ZM140 201V200H139ZM177 201V200H176ZM183 201V200H182ZM188 201V200H187ZM254 201V200H253ZM126 202H125V204H126ZM162 202V201H161ZM173 202H174V200H173ZM204 202V201H203ZM216 202H217V200H216ZM218 202H219V200H218ZM222 202V201H221ZM124 203V202H123ZM127 203V204H128ZM164 203V202H163ZM223 203V202H222ZM251 203H253L252 201H251ZM140 205H141V203H139ZM150 204H151V202H150ZM155 204H157V203H155ZM165 204V203H164ZM209 204H211V203H209L208 202V205ZM212 204H214V202L212 203ZM212 204H211V206H212ZM217 204V203H216ZM219 204V203H218ZM241 205H243L244 207H248V205L250 204V201L249 202H247V200L244 198V197H242V199H241V203H240ZM5 205V204H4ZM123 205V204H122ZM146 205H148L147 204V202H146ZM153 205V204H152ZM151 205V206H152ZM166 205V204H165ZM208 205H207V203H205V205L203 206V209H206L207 207H208ZM223 205V204H222ZM150 206V207H151ZM157 205H155L154 207H153V211H156V210H159L158 209V207H156ZM175 206V205H174ZM199 206V205H198ZM201 206V205H200ZM224 206V205H223ZM237 206H239V205H237ZM256 206H257V204H256ZM16 207V206H15ZM123 207H124V205H123ZM130 207V208H131ZM141 207V206H140ZM146 206H144V208H145ZM148 207V206H147ZM167 207V206H166ZM178 207V206H177ZM176 207V211H177V208ZM197 207V206H196ZM252 208L253 207H255V206H251ZM7 208V207H6ZM40 208V207H39ZM126 208V207H125ZM161 208V207H160ZM175 208V207H174ZM183 208V207H182ZM188 208V207H187ZM190 208V207H189ZM202 208V207H201ZM214 208H215V206H214ZM18 209H19V207H18ZM18 209H13V211H11V212H13V215H12V217L14 218V219H19V223L17 222V221H12V228H11V224L10 225H8V226H10V228H11V230L10 231H13L14 230V232H12L11 233V237H10V239L9 240H5L3 237H2V235H1V233H0V264H79V262H81V260H82V257L84 258V257H86V258H89L88 260H90L91 262H92V260L91 259H95L94 258V256H96L95 254H96V252L97 251H95L94 252V250L96 249V250H98V248L102 245L101 244V242L102 241H100L99 243H100V246L98 247V245L99 244H93V243H91V244H93V246L92 245H90L89 244V246L88 247H90V246H92L91 247V249H89L88 250V247H87V245L85 244H83V243H87V242H89L90 243V241H92V238H94V237H96V236H94V237H92L91 235H88V236H82L81 234H83V233H85L86 235H87V233L85 232V231H83V233H81V231H82V229H81V227L79 228L81 231H80V235H78V234H75L74 232L72 233V231H71V227H69V225L68 226H66V225H58V226H56L57 228V234L55 235L54 233H52V235L54 234L55 236L53 237V236H48V237H51V238H48V240L45 242V239H47V238H45V235H46V233L48 232H46V231H43V230H48V229H43V230H40V229H38V231H36L37 233L34 235V237L32 236V237H30V239H28V240H31V241H29V243L27 244V243H24V241H22V236H20L21 238H19L18 237V235L20 234V231L22 232V228H19L20 226H18V225H21V227H23L24 225H22V224H20V222H22V219H21V221H20V218H18L19 217V215H21V214H23V213H21ZM197 209H198V207H197ZM209 209L211 210V209H213V207H211L210 208V206H209ZM218 209H219V207H218ZM217 209V210H218ZM233 209H234V207H233ZM248 209V211L250 212V213H252V211H251V208H247ZM262 211H261V210ZM35 210V209H34ZM37 210H39V209H37ZM37 210L34 212V213H32L31 212V214H30V212L28 213V214H30V216H28V219H31L32 220V218H31V215H32V217H34V216H36V215H34L33 216V214H37V215H39L38 213L40 212H37ZM42 210V209H41ZM174 210V209H173ZM202 209H200V211H201ZM214 210V209H213ZM260 210V211H259ZM25 211H27V210H25ZM141 211V210H140ZM151 211V210H150ZM178 211H179V209H178ZM215 211V210H214ZM225 211V210H224ZM234 211V210H233ZM0 212H1V209H0ZM23 212V211H22ZM37 212V213H36ZM129 212V211H128ZM181 212V211H180ZM207 212H208V210H207ZM213 212V211H212ZM216 212V211H215ZM219 212V211H218ZM227 212V211H226ZM237 212V211H236ZM235 212V213H236ZM257 212V211H256ZM41 213H42V211H41ZM130 213V212H129ZM128 213V214H129ZM131 213H132V211H131ZM174 213V212H173ZM203 213V212H202ZM248 213V212H247ZM259 213H258V215H259ZM136 214V213H135ZM193 214V213H192ZM208 214V213H207ZM264 214V213H263ZM262 214V216H264ZM139 215V214H138ZM137 215V216H138ZM203 215V214H202ZM209 215V214H208ZM228 215V214H227ZM234 214H231V216H233ZM236 215V214H235ZM252 215H253V213H252ZM133 216V215H132ZM198 216V215H197ZM201 216V215H200ZM207 216V215H206ZM210 216H212V215H210ZM218 216V215H217ZM230 216V215H229ZM2 217V216H1ZM20 217H22V215L20 216ZM134 217V216H133ZM139 217V216H138ZM188 217H189V214H188ZM234 217V216H233ZM259 217V216H258ZM59 218V217H58ZM132 218V217H131ZM203 218V217H202ZM211 218V217H210ZM232 218V217H231ZM260 218V217H259ZM263 217H261L260 219H262ZM1 219V218H0ZM55 219L56 218H54V221H55ZM138 219V218H137ZM186 219H187V217H186ZM191 219V218H190ZM192 219H193V217H192ZM264 219V218H263ZM25 220V219H24ZM23 220V222H26V221H24ZM27 220V219H26ZM57 220L58 219H56V221L55 222H57ZM131 220H133V219H131ZM209 220V219H208ZM239 220V219H238ZM258 220V219H257ZM28 221V220H27ZM185 221V220H184ZM188 221V220H187ZM231 221V220H230ZM22 222V223H23ZM28 222H30V220L28 221ZM32 222H33V220H32ZM47 222V221H46ZM58 222H59V220H58ZM199 222H200V220H199ZM232 222V221H231ZM234 222V221H233ZM48 223V222H47ZM61 223H62V221H61ZM60 223V224H61ZM189 223V222H188ZM196 223V222H195ZM201 223V222H200ZM26 224L27 223H25V226H26ZM53 224V223H52ZM51 224V225H52ZM58 224V223H57ZM187 224V223H186ZM186 224H183V225H186ZM194 224V223H193ZM197 224H198V222H197ZM247 224V223H246ZM252 224V223H251ZM48 225V224H47ZM199 225V224H198ZM202 225V224H201ZM204 225V224H203ZM53 226V225H52ZM54 226H55V224H54ZM53 226V227H54ZM71 226V225H70ZM195 226V225H194ZM197 226V225H196ZM196 226H195V229H196ZM227 226V225H226ZM225 225H223V224H216V226H214L213 228H211V229H206V232H205V234H203V236H204V239H203V246H205L206 247V249L207 250H209V251H207V250H205L204 249V251H206V252H208V256H210L209 254H211V253H209V252H216V250H222L223 251V249H226L227 247L229 248V245L231 246V239H230V234L231 235H233V233H231V231L232 230H230L229 231V228L228 227H226ZM229 226V225H228ZM244 226H245V224H244ZM16 227H18L19 229H22V230H19V231H16L17 229H16ZM27 227H28V225H27ZM44 227V226H43ZM76 227V226H75ZM79 227V226H78ZM199 227H200V225H199ZM242 227V226H241ZM251 227H254V226H251ZM259 227H260V225H259ZM30 228V227H29ZM46 228H47V226H46ZM55 228V227H54ZM153 228V227H152ZM157 227H155L154 229H156ZM185 228H187V227H185ZM191 228V227H190ZM192 228H194V227H192ZM228 228V229H227ZM2 229V228H1ZM0 229V230H1ZM13 229V230H12ZM72 229H74V227L72 228ZM118 229V228H117ZM139 229V231L140 230H142V229H140V228H138ZM233 229V228H232ZM7 230V229H6ZM5 230V231H6ZM27 230V229H26ZM53 230V229H52ZM76 230V229H75ZM75 230H73V231H75ZM102 230H104L103 228H102ZM106 230V229H105ZM114 230V229H113ZM113 230H111L112 232H113ZM136 230V229H135ZM131 231V232H125V230H124V234L123 235H121L120 233V235H118L117 236V239L115 240H112L111 239V237L110 238H108L107 240H112V241H108V242H105V239H104V248H105V250H106V253H105V251L103 252L104 254H105V258H108V252L107 251H111V253L114 251H116V250H118V251H121L122 252V250L124 251L123 253H125V250H126V247H128L129 245H132V246H130V248L131 247H133V246H136L137 245V242H139V241H143L142 239L144 238V236H143V238L141 239L140 237H141V234L140 233H142V235H144L143 233L144 232H138V230H136V231ZM149 231H150V229H148ZM147 230V232H149ZM159 230V229H158ZM177 230V229H176ZM185 230V229H184ZM234 230V229H233ZM243 230V229H242ZM9 231V232H10ZM51 231V230H50ZM77 231V230H76ZM107 231V230H106ZM114 231H116V230H114ZM154 231V230H153ZM161 231V230H160ZM175 231V230H174ZM179 231V230H178ZM181 231V230H180ZM188 231V230H187ZM194 231V230H193ZM256 231V230H255ZM18 232H19V234H18ZM44 232H46L45 234H44ZM53 232V231H52ZM78 232V231H77ZM92 232L94 233V235H96L95 234V232L94 231H91V233L90 234H92ZM147 232H145V233H147ZM152 232V231H151ZM155 233H156V231H154ZM176 232V231H175ZM203 232V231H202ZM230 232V233H229ZM236 232V231H235ZM239 232H241V231H239ZM257 232H259V231H257ZM100 233V230H99V232H98V234ZM103 232H101V234L100 235H102L103 236V234H105V233H103ZM108 233H110V231L108 232ZM150 233V232H149ZM154 233V234H155ZM158 233V232H157ZM170 233V232H169ZM179 233H181V232H179ZM193 233V232H192ZM196 234H197V232H195ZM245 233H247V232H245ZM251 233H252V231H251ZM250 233V234H251ZM254 233H256V232H254ZM10 234V233H9ZM8 234V235H9ZM44 234V238H41L42 237V235ZM154 234H153V236H154ZM161 234V233H160ZM171 234V233H170ZM176 234V233H175ZM182 234V233H181ZM180 234V235H181ZM239 234V233H238ZM248 234V233H247ZM246 234V235H247ZM264 234V233H263ZM47 235H49V234H47ZM108 235V234H107ZM146 235H148V234H146ZM162 235V237L161 238H159V239H157V238H155V239H157V240H161V241H159L160 243H163L162 245H164V244H166L167 246H169L170 247V250H168L169 252L167 253L166 252V254H165V257L164 256H162V257H164V264H190V259H192L193 260V262H195L196 261V259L194 258V257H196V256H199V255H197V254H195V251H192V250H187V249H185V248H182V247H180L181 249H178V247L177 248H175L176 246H172L171 244H172V240H174L175 238L174 237H172V236H174V234L173 235H170L171 237H169L168 235L167 236H163L164 234H161ZM177 235V234H176ZM179 235V234H178ZM241 235V234H240ZM243 235H244V233H243ZM202 236V237H203ZM238 236V235H237ZM242 236V235H241ZM245 236V235H244ZM244 236H242L243 238H245ZM249 236H251V235H249ZM254 236H255V234H254ZM256 236H258V234L256 235ZM53 237V238H52ZM98 237H99V235H98ZM149 237V236H148ZM160 237V236H159ZM182 238L184 237L183 235L181 236ZM239 237V236H238ZM247 237H248V235H247ZM252 237H253V233H252ZM258 237H260V235L258 236ZM263 237V236H262ZM27 238V237H26ZM147 238V237H146ZM41 239H43L42 241H41ZM95 239V238H94ZM99 239H100V237H99ZM145 239V238H144ZM202 239V238H201ZM233 239H236V238H233ZM240 239V238H239ZM238 238H237V240H239ZM25 240V239H24ZM100 240H103V239H100ZM139 240V241H138ZM146 240V239H145ZM148 240V239H147ZM177 240V239H176ZM241 240V239H240ZM251 240V239H250ZM263 240V239H262ZM261 240V241H262ZM40 241L42 242V243H48V245H52V244H54V243H56V242H60V243H62L63 245L66 243V247H67V249H71L72 247L73 248H76V247H78L76 250L74 249V251H72L71 250V252H70V250H65V248L63 247V245L62 244H55V247L54 248H56V245H58L59 247L61 246V249H60V251H58L57 249H56V253L57 254H55L54 253V255H52L51 253V256L49 255V256H44L43 258H41V261L39 262H31L32 260H30V262L31 263H29V261L27 262V263H22V262H25V261H23L22 259L27 255V254H44L43 252V250L44 249H47V248H44L45 247V245H44V247H41L40 246V244H42V243H40ZM65 241V242H64ZM93 241H96V240H93ZM242 241V240H241ZM244 241V240H243ZM255 241V240H254ZM259 241V240H258ZM25 242H27L26 240H25ZM158 242V243H159ZM256 242V241H255ZM254 242V243H255ZM40 243V244H39ZM150 243V242H149ZM148 242H147V244L146 245H148L149 244ZM234 243V242H233ZM238 243H239V241H238ZM241 243V242H240ZM257 243V242H256ZM9 244V246H7ZM139 244H141V246L143 245L142 243H140L139 242ZM181 244V243H180ZM258 244V243H257ZM48 245H47V247H48ZM83 245L87 248V250L88 251H90V250H92V253L91 254H87L88 255V257H87V255H86V252H85V254H84V250L86 249H84V247H83ZM155 245V244H154ZM184 245V244H183ZM236 245V244H235ZM248 245V244H247ZM256 245V244H255ZM259 245V244H258ZM263 245V244H262ZM101 246V247H102ZM140 246V247H141ZM160 246V245H159ZM165 246V245H164ZM186 246V245H185ZM200 246V245H199ZM237 246V245H236ZM253 246V245H252ZM49 247H51V246H49ZM48 247V248H49ZM102 247V248H103ZM140 247H137L138 249H134V252H132V254L133 253H137L136 251L138 250L139 251V249H140ZM234 247V246H233ZM259 247H260V245H259ZM258 247V248H259ZM44 248V249H43ZM51 248H53V247H51ZM50 248V249H51ZM54 248L52 249V250H50V251H48V252H53L54 251ZM72 248V249H73ZM129 247H128V249L127 250H131ZM133 248H136V247H133ZM142 248V247H141ZM145 248H146V246H145ZM190 248V247H189ZM199 248V247H198ZM84 249V250H83ZM100 249V248H99ZM192 249V248H191ZM195 249H197V248H195ZM200 249V248H199ZM230 249V248H229ZM229 249H227V250H229ZM260 249V248H259ZM48 250V249H47ZM101 250V249H100ZM143 250V249H142ZM146 250H148V248H146ZM194 250V249H193ZM226 250V251H227ZM232 251H233V249H231ZM230 250V251H231ZM237 250V249H236ZM240 250V249H239ZM253 250H254V248H253ZM58 251V252H57ZM87 251V252H88ZM132 251V250H131ZM188 251H192L196 256H192V258L190 257L191 255L190 254H192L191 252H190V254L189 253H187ZM198 251V250H197ZM201 251V250H200ZM203 251V252H204ZM225 251V250H224ZM235 251V250H234ZM233 251V252H234ZM263 252H264V249L262 250ZM47 252V251H46ZM94 252V253H93ZM127 252V251H126ZM130 252V251H129ZM143 252V251H142ZM228 252V251H227ZM232 252V253H233ZM259 252H261V250H259L258 251V253ZM89 253V252H88ZM97 253H99L100 254V252H97ZM102 253V252H101ZM110 253V252H109ZM110 253V254H111ZM118 253V252H117ZM150 253V252H149ZM197 253H199V251L197 252ZM201 253V252H200ZM199 253V254H200ZM219 253V252H218ZM232 253H231V255H232ZM237 253H239V252H237ZM47 254V253H46ZM114 254V253H113ZM113 254H111L112 256H113ZM116 254V253H115ZM142 254V253H141ZM144 254H145V252H144ZM193 254V255H194ZM204 254V253H203ZM207 254V253H206ZM220 254V253H219ZM244 254V253H243ZM261 254V253H260ZM45 255V254H44ZM85 255V256H84ZM98 255V254H97ZM140 255V254H139ZM190 255V256H189ZM202 255V254H201ZM205 255V254H204ZM218 255V254H217ZM216 255V256H217ZM229 255V254H228ZM230 255V256H231ZM234 255V254H233ZM236 255V254H235ZM241 255V254H240ZM100 256V255H99ZM98 256V257H99ZM133 255H131V257H132ZM137 256V255H136ZM203 256V255H202ZM219 256V255H218ZM237 256V255H236ZM244 256V259L246 258V260L248 261V263L250 262V261H252V258H250L249 256H246L245 257V255H243ZM242 256V257H243ZM259 256V255H258ZM27 257V256H26ZM25 257V258H26ZM32 257H34V256H32ZM90 257H91V259H90ZM93 257V258H92ZM103 258H104V255L102 256ZM115 257V256H114ZM138 257V256H137ZM140 257V256H139ZM143 257H144V255H143ZM199 257H201V256H199ZM204 257V256H203ZM207 257V256H206ZM212 257V256H211ZM232 257V256H231ZM39 258V257H38ZM39 258V259H40ZM86 258H84V260L85 261H87V259ZM111 259H112V257H110ZM135 258V257H134ZM144 258H146V257H144ZM195 260H194V259ZM205 258V257H204ZM209 258V257H208ZM234 258V257H233ZM27 259H29L28 257H27ZM30 259H31V257H30ZM142 260H143V258H141ZM151 259V258H150ZM237 259V258H236ZM235 259V260H236ZM263 259V255H262V257H259L258 258V263L259 262H261V260ZM34 260V259H33ZM37 260V259H36ZM97 260V259H96ZM132 260H133V258H132ZM131 260V261H132ZM138 260H139V258H138ZM142 260H141V263H139L138 262V264H142ZM147 259H145V261H146ZM191 260V261H192ZM200 260H201V258H200ZM211 260V259H210ZM222 259H220V262H222L221 261ZM229 260V259H228ZM232 260L233 259H231V262H232ZM243 260V259H242ZM245 260V262H247ZM256 260V259H255ZM35 261V260H34ZM95 261V260H94ZM94 261H93V263H94ZM128 261H130V258H129V260ZM157 261V260H156ZM224 261V260H223ZM227 261V260H226ZM263 261V260H262ZM104 262H105V260H104ZM108 262V261H107ZM106 262V263H107ZM133 262H136V260L135 261H133ZM197 262H198V260H197ZM202 262V261H201ZM225 262V261H224ZM229 262H230V260H229ZM239 262V261H238ZM252 262H255V261H252ZM87 263H88V261H87ZM96 263V262H95ZM94 263V264H95ZM105 263V264H106ZM109 263V262H108ZM107 263V264H108ZM132 263V262H131ZM131 263H129V264H131ZM137 263V262H136ZM160 263H163V262H160ZM192 263V262H191ZM196 263V262H195ZM200 263V262H199ZM203 263V262H202ZM205 263V262H204ZM244 263V262H243ZM256 263H257V261H256ZM263 263V262H262ZM156 264V263H155ZM208 264V263H207ZM221 264V263H220ZM228 264V263H227ZM232 264V263H231ZM234 264V263H233ZM236 264H237V262H236ZM241 264V263H240ZM246 264V263H245ZM260 264V263H259Z\"/></svg>",
	"mask_w": 264,
	"mask_h": 264
}]
</instances>
